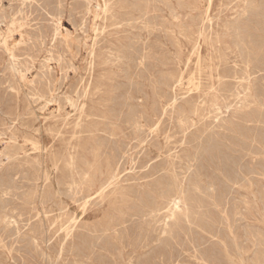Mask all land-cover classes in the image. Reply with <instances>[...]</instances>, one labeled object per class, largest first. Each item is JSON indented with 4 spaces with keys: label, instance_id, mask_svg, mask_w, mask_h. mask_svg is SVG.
Returning <instances> with one entry per match:
<instances>
[{
    "label": "rangeland",
    "instance_id": "obj_1",
    "mask_svg": "<svg viewBox=\"0 0 264 264\" xmlns=\"http://www.w3.org/2000/svg\"><path fill=\"white\" fill-rule=\"evenodd\" d=\"M60 1L61 0H47V1L42 0L41 2H39V7H38L34 4H32L30 6L27 3L25 5H23V4H21L22 0H8V1L7 0H0V6H1L0 8L3 11L4 15H6L7 18H9V17L14 18L19 23L21 21L22 22L24 21L23 23L21 22V24H23L24 31H26L28 33L29 37L25 36L23 38L25 45H26V48L24 51H22L18 54V59H19V61H22V62H20V66L22 68L28 69L27 76L29 78L35 80L37 83L41 82L42 85H43L44 81H50L51 79H53L50 81L51 85H52L51 89L53 91V94L55 93L54 95L55 96L57 95L56 96L57 98L60 97L59 98L60 101L61 100L63 101L64 95L73 96V98L76 100L77 95L78 96L81 95V91L83 90L82 88H85V86H86L85 89L87 90V84H86L87 83L86 82L87 81V64H88L87 45L90 43V39L94 38V32H92L93 31V24L92 23L94 22L93 21L94 19H93L92 15H90L89 17L87 16V17L83 18L84 0H66V1L62 0L63 2H60ZM111 1H113V2H111ZM117 1H119L121 3L117 2ZM117 1L116 0H110L112 6L120 14L118 16V20L116 21L119 23L118 29L116 32L113 31V32L109 33L108 35H106L105 40H104V41H106V43H105L106 47L107 46L113 47L111 56L108 57V60L106 61V63H102L100 58H99V60L98 59L96 60L95 70H94V73L90 79V82L92 83L93 87L91 90V96H90L91 102L89 103V109L93 111V112L91 111L92 113L96 114V116L94 118H91V119L94 120L95 122H97V125L95 126V128H93V131H71L72 127H69V126H72L73 117L65 119L66 117H64L63 115H61L59 117L52 116L50 111L41 110V107H42L41 105H37V104L30 102L29 100H26L25 96L27 95V92L23 93V95L21 97V101H20V103L22 105H20V108H19L20 110H17V108H15L16 103H15L14 96H13L14 92L10 91L6 88L9 85L10 86L12 85L11 87L15 86V85L13 86V84H16V82H17L16 77L12 76V71L10 70L9 63H7L8 61H6L7 58L0 56V79H1L0 90L2 91V92L0 91V94H1L0 95V107H1L0 108L1 109L0 110V159H1L0 160V163H1L0 164L1 165L0 166V199H1L0 200V244H1L0 245V254H3L0 256V264L1 263H5V264H20L21 263V264H23V262H24V264H116V263L117 264H145V263H147V264H156V263L157 264H162V263L163 264H177V263H179V264H193V260L191 259V255L193 253H191L192 249H191L190 243H193V244L195 243L194 245L197 246L196 248H197L198 252L202 251L199 254L204 256V257L206 256V258L209 259V262H210L209 264H211V263L217 264L216 262L218 261V263H219V260H221L219 264H229V263H225L227 261L224 259L223 254H221L222 248H221L220 244L218 242H216L215 238H211L209 236L211 232L214 234V236H217V235L219 237L221 236L220 238L225 240L228 248L232 249L231 252L233 253V255H235L234 242H235V244L238 245V247L247 249L248 250V252L246 254V256L248 258L247 264H255V262L257 260L264 259V249H263L264 248V240H263L264 239V233H263L264 232V186H263L264 185V180H263L264 179L263 178L264 177V166H263L264 165V157L261 156V155L264 156V142H263L264 141V115H263L264 114V110H263L264 109V103H263L264 102L263 101L264 100V78H263L264 77V55H263V53H264V46H263L264 45V43H263L264 42V32H263L264 31V21H263L264 20V14H263L264 13V9H263L264 8V0H259L260 2L258 0H253V1L251 0V3H250V0L249 1L248 0H245V1H243V0H236V1L235 0H183V1L182 0H180V1H178V0H165V2H164V0H160V1L159 0L158 1L157 0H150V1L149 0H132V1L131 0H127V1L126 0H122V1L117 0ZM128 1H129V3H127ZM133 1H134V3H133ZM42 2H44V3H42ZM64 3H65V5H64ZM91 3L93 6L95 5L94 0H92ZM116 3H118L119 5ZM182 3H184V4H182ZM147 4H149V6H147ZM159 4H161V5H159ZM178 4H181L185 8L181 7ZM46 5H48V6H46ZM20 6L21 7L24 6V7L20 8ZM245 6H247L248 8L247 7L245 8ZM138 7H139V9H137ZM148 7H149V9H148ZM187 7H189V8L187 9ZM11 8H14V9H11ZM143 8H144V10H143ZM155 8H157L158 10ZM250 8H251V10H250ZM61 9H63L64 12ZM189 9H191V10H189ZM257 9H259V10H257ZM141 10H143L145 12L143 13V11H141ZM14 12H16L17 15ZM20 12L22 15L20 14ZM170 12L171 13L173 12L172 13V16L174 15L173 17L171 16ZM8 13H10V14H8ZM12 13H13V15H12ZM152 13H154V14H152ZM248 13L250 16L248 15ZM254 13H256V14H254ZM77 14L80 16H78ZM188 14H190V16ZM58 15L61 16L62 28L65 29L68 27L67 30H69L70 32H73L74 36L76 38L75 40H73L72 47H70L69 50L65 49L63 46H61V44H58V43L56 44L57 46H55L54 48H51V46H52L51 45L52 44V37L51 36H53V32H54L53 27L55 25V19L59 17ZM74 15L76 17H74ZM122 15H123V17H122ZM152 15H154V16L152 17ZM238 15H240V16H238ZM133 16H135V17H133ZM26 17H27V19H26ZM130 17H132V18H130ZM24 18H25V20H24ZM36 18H37V20H35ZM217 18H218V20H217ZM258 18H260V19H258ZM20 19H23V20H20ZM173 19H174V21H173ZM78 20H79V22H78ZM84 20H85V22H83ZM163 21H165V22L162 23ZM201 21H202V23H201ZM214 21H215V23H214ZM245 21L249 24H247V23L245 24ZM253 21H254V23H253ZM50 22H53V23H50ZM234 22H235V24L236 23L237 24L235 25ZM66 23H68V24H66ZM128 23H129V25H128ZM157 23H159V24H157ZM205 23H207V24H205ZM97 24H99V21L97 22ZM174 24H175V26H174ZM231 24H232V26H231ZM257 24H258V26H257ZM143 25H145V26H143ZM35 26H37V27H35ZM148 26H150V27H148ZM188 27H189V29H188ZM196 27H199V28L196 29ZM219 27H220V29H218ZM238 27H240V28H238ZM246 27H247V29H246ZM51 28H53V29H51ZM82 28H83V30H82ZM175 28H177V29H175ZM35 29H36V31H35ZM239 29L241 31H238ZM261 29H263V30H261ZM112 30L113 29H108V32H110ZM165 30L167 31V33H164V32H166ZM235 30H236V32H234ZM178 31H179V33H182V34H179ZM260 32H262V33H260ZM248 33L253 35V36L251 37ZM48 34L51 38L48 36ZM240 34H242V35H240ZM40 35L42 36V38H39ZM193 35H195V36H193ZM164 36L166 39H164ZM260 36H262V37H260ZM134 37H136V38H134ZM174 37H176V38H174ZM217 37H218V40H217ZM181 38L183 40H181ZM233 38H236V39H233ZM114 39H116L117 42ZM188 39H189V41H188ZM243 39H246V42ZM255 39H257V41ZM88 40H89V43H88ZM213 41H217V42L214 43ZM126 42H128V44ZM40 43L42 45H40ZM151 43H155V44H151ZM45 44H47V45H45ZM82 44H84V45H82ZM130 44L132 45V47ZM175 44H177V45H175ZM233 44H234V46H233ZM126 45H127V47H126ZM195 45H196V47H195ZM198 45H199V47H198ZM240 45L243 47V49ZM41 46H42V48H41ZM178 46H179V48H178ZM60 47H62V48H60ZM143 47H144V49H143ZM158 47H159V49H158ZM194 47H195V49H194ZM27 48L28 49L30 48V49L28 50ZM118 48H120L121 51ZM235 48H236V50H235ZM259 48H260V50H259ZM165 49H167V50H165ZM185 49H186V51H185ZM196 50L199 51L200 56H201L199 61L197 60ZM53 51H54V53H53ZM102 51H106V50L104 49ZM128 51H129V53H127ZM130 51L132 52L131 55H130ZM78 52H79V54H78ZM141 52H142V54H140ZM144 52H146L145 55H144ZM21 53H23V54H21ZM133 53L135 56L133 55ZM244 53H247L248 56H247V54H244ZM44 54H46V55H44ZM50 54H53V56L50 57L49 56ZM150 54H151V56H150ZM241 54H242V56H241ZM222 55H224V56H222ZM32 56L34 59L32 58ZM126 56H127V58H126ZM59 57L62 59L60 60ZM112 57L114 58V60ZM174 57H175V59H174ZM221 57H223V58H221ZM258 57H260L259 58L260 60L256 59ZM252 58H254V59H252ZM47 59H48V61H47ZM64 59H66L68 62ZM152 59H154V60H152ZM221 59H223V60H221ZM246 59L249 61V82H250V86L252 88L251 94H252L253 99L249 98V101H250L249 107L247 109L246 108L242 109V112H240L241 115H240V113L236 114L233 119L230 117L226 121V124L224 125V127L220 129L221 132H223V133L225 132L224 134L227 135V138L230 137V138H228L229 141L224 143V144L223 143H213V142L207 143L208 142L207 138L206 139L203 138L202 139L203 141L201 142L202 144L199 145L200 147L198 146L197 150H195V148H192V150H194V151L190 150L191 151L190 152L189 151L190 146L192 144H193L192 146H194L195 143H193L192 138L187 135L188 136L187 142H189V143H187L186 146H184V148L186 150V151L184 150L185 152L180 150L178 145H175V147H177L176 153H178V156H180L182 158L181 163L183 164L182 167H179V165L177 164V167H176L177 172L176 171L175 172H176V174H178L177 178L181 182V184H183L182 186H183L184 190H186L185 192L187 193V195L185 193V196H186V200L188 202V206L191 209V211H193V212H194V210H192V209H195V211L197 210V208L195 207L196 204L197 205L200 204V206H201V208L199 209V214L201 216L199 215L197 222H196V220L193 221L194 223L192 222V224L190 225V230H189L188 226L186 227V225L184 223H181L179 225H175V222L169 221V223H168L169 226L167 227L169 230L166 228L168 233L162 234V230H163L162 223L160 221L156 222V221L149 219V218L144 216V211L146 210V205H149L150 203H152L151 200H153V198L160 199L161 196H163V195L165 196V194H167V192H166V189L164 188V186L168 185L170 182L168 180L169 175H165V174H162L160 172L155 173L156 171H158V168H159L158 165H155L154 168H152V169L150 168V172L148 175H146V176L142 175L146 169L144 167L142 168L138 165V159L141 156H143V154L146 152L147 149H151L153 152H155L154 156H152V155L150 156L152 158V161L149 162L148 165L153 164V162L159 163L158 159H163L167 155L166 151L163 149L162 150L163 153L160 155L159 158L157 157L158 152H156L155 148L158 147V144H157V142L153 141L152 138H150L151 136H149L147 139L148 145L146 147H148V148L146 150L144 148L142 149V146H138L135 143H133L134 149L132 150V152L134 154V156H133L134 161L131 163L129 162L130 164H126L124 166V168L126 169V171H125L126 177L123 179V181L121 183V187L123 188L124 193H128V194H126L128 196V198L121 199L120 197H117L116 195H113L111 193H109L108 197L105 198L104 200H99V199L89 200L87 198L88 195L93 194L97 190V188L99 187L100 180L102 179L101 174H99V173H100V171H103L105 160L109 156L111 151L118 154L117 146H116V145H118V143H120L119 147L123 151H126V148H127L126 145L129 144L127 142H129L130 138L132 139V137H133L131 125L133 124V122L135 120L138 119V116H140V114L142 112L141 107L139 105L145 104L148 107L153 106L154 108L158 109V107L161 103L165 104V103L169 102V100L171 98V92H170L169 88L180 77L182 78V80H181V83H182V86H181L182 90L181 91L182 92L181 93H186V91L188 92V91L194 90L196 86H198L202 90H205V88H207L211 84H215V87H216V86H218L217 85L218 82H217V77L215 75L216 71H214V70H217L219 72V74H221V75L224 74V75L233 76V72L231 71V69L234 68L233 65L236 63V64H238V67H242V64L239 61L240 60L245 61ZM29 60L30 61L32 60V61L30 62ZM63 61H65V62H63ZM134 61H136V62H134ZM150 61H152V62L150 63ZM162 61H163V63H162ZM164 61H166V62H164ZM3 62L5 64H3ZM69 62H71V63H69ZM167 62H169V63H167ZM187 62H188V64H187ZM251 62H254V63L251 64ZM111 63H113V64H111ZM115 63L117 66L114 65ZM125 63H127V64H125ZM140 64H142V65H140ZM46 65H49V66H46ZM51 65H53V66L56 65V66L53 67ZM58 65H59V67H58ZM73 65H74V67H73ZM119 65L120 66L122 65V66L119 67ZM173 65H174V67H173ZM60 66H61V68H60ZM30 67H31V69H30ZM126 67H129V68H126ZM259 67L260 68L263 67V69L262 68L259 69ZM75 68H77V69H75ZM4 69H6V70H4ZM47 69H49V70H47ZM54 69H55V71H54ZM2 70H3V72H2ZM204 70H205V72H204ZM70 71L71 72L74 71V72L71 73ZM106 71H108V72H106ZM125 71H127V72H125ZM208 71H209V73H208ZM62 72H63V74H62ZM102 72H103V74H102ZM120 72H121V74H120ZM34 73H35V75H34ZM123 73H124V75H123ZM240 73H242V72H240L239 69H237L236 77L243 78V74H240ZM136 74H138V75H136ZM50 75H51V77H50ZM33 76H34V78H33ZM39 77H40V79H39ZM149 77H150V79H149ZM151 77H152V79H151ZM167 77L170 78L171 80L168 79ZM124 78H127V79H124ZM58 79L60 81H58ZM65 79H66V81H65ZM140 79H142V80H140ZM187 79H188V81H187ZM231 79H233V78H231ZM75 80L78 82H76ZM131 80H133L132 83H131ZM148 81H149V83H148ZM81 82H82V84H81ZM56 83H57V86L55 85ZM115 83H117V85H115ZM158 83H160V84H158ZM257 83H259V84H257ZM81 85H83V86H81ZM104 85H105V88H104ZM125 85H127V87ZM140 85H142V87ZM156 85H157V87H156ZM58 86H59V89L57 88ZM113 86H114V88H113ZM73 87L74 88L76 87V88L74 89ZM115 87H117V88H115ZM149 87H152V89ZM118 88L119 89L123 88V89L121 91V89L119 90ZM138 88H140V89H138ZM134 89H135V91H134ZM149 89L152 91H150ZM260 89L263 91H261ZM96 90H97V92H96ZM56 92H58V93H56ZM104 93H105V95H104ZM137 93H138V95H137ZM143 93L145 95H143ZM116 94H117V97H116ZM126 94H128V95L125 96ZM262 94H263V96H262ZM7 95H8V97H7ZM113 95H114V97H113ZM122 95H124L125 97L124 96L122 97ZM102 98L105 101H102L103 100ZM118 100H119V102H118ZM121 100L123 102H121ZM85 102H87V98L85 99ZM236 102H238V101H236L235 98H230L229 100H227L225 102H220L219 105L220 106H227V104H228V106H231V110H234L238 106V103H236ZM2 103H4V104H2ZM29 103H30V105H29ZM66 105L64 106L65 111L67 110L66 112H69L70 115H72L73 112H71V109L69 108V106L68 105L66 106ZM117 105H118L117 108L119 110L116 108ZM124 105H129V107L124 106ZM2 106H3V108H2ZM36 106H37V108H36ZM99 106H101L104 110ZM121 106H123V107H121ZM26 108H28V109L26 110ZM30 108H32V109H30ZM4 109L7 111H5ZM52 109L53 108H51V110ZM111 109H113V110H111ZM110 110H111V112H109ZM133 110H134L135 114L134 113L132 114ZM116 111L118 112V116H117ZM247 111H248V114H247ZM16 112L19 113L17 115V118H16V114H17ZM121 112H123L122 113V115L124 114L123 116L121 115ZM221 113H222L221 117L218 116L217 114L211 113L210 115H207V116H209V119L207 118V120L205 119L204 121L207 123V122L212 121L216 117L217 118L220 117L218 119H221V118H225V116H228L227 114H225L224 107L221 109ZM260 113L262 116L260 115ZM44 114H46V115H44ZM113 114H114V116H112ZM249 115H250V117H249ZM252 116H253V118H252ZM49 117H50V119H49ZM105 117H107V118L105 119ZM243 117H244V120L245 119L247 120V117L249 118L248 124L244 123ZM14 118H15V120H14ZM112 118H114V119H112ZM241 118H242V120H241ZM256 118L258 121L256 120ZM51 119H53V121H51ZM118 119H119V121H118ZM33 120H34V122L35 121L36 122L34 123ZM14 121H16V122H14ZM63 122H65V123L63 124ZM237 124H240L241 127ZM257 124L260 126H258ZM54 125L59 130L58 131L59 133L57 131H46V129L48 130L49 128H53ZM66 125H69V126L66 127ZM9 126L11 129H9ZM234 127L236 129H234ZM39 128H40V130H39ZM118 128H119V130H118ZM258 130L260 131V133ZM186 132L189 134L191 131H189V132L186 131ZM208 132L209 131H205L204 135H207ZM92 133H94V134H92ZM56 134H58V135H56ZM166 134L170 136L168 141H170L171 144L175 140H178L179 138H181V132L180 131H174L173 129L171 131H166V130L162 131L160 133V136H159V141H160V143H162V145H164V143H165L164 142L165 141L164 136ZM232 134L235 136H232ZM78 135H80V136H78ZM91 135H93V136H91ZM144 135L148 136L146 131H145ZM144 135H143V137H145ZM246 135H248L247 138H246ZM250 136H252L253 138ZM72 137H73V139H71ZM255 137L257 138L256 140H255ZM11 138H13V139H11ZM107 138L109 139L108 141H107ZM68 140H70V141H68ZM204 140H206V141H204ZM1 141H3V142L1 143ZM8 141H10V142H8ZM51 141H53V142H51ZM103 142L105 143V145ZM30 143H31V146L33 145L32 147H34L36 150L29 145ZM93 143H95V145H93ZM101 143H103V145ZM106 145L108 148L106 147ZM219 145H221V146H219ZM172 146L173 145H171L170 147H172ZM207 146H209V147H207ZM3 148L5 149V151ZM238 148H240V149H238ZM14 149H17L20 152L21 156L22 155L25 156V154H27L26 158L28 160L25 158L24 161H22L21 163L10 165V163L7 162L5 157L7 156V154L9 152L11 153ZM75 149H76V151H75ZM95 149L100 150V153L98 152V150H95ZM114 149L116 151H114ZM212 149L214 150V153H213ZM224 149H226V150H224ZM236 149L238 151H236ZM205 150L206 151L208 150L209 152L208 151L206 152ZM102 151H104V152H102ZM172 151H174V150H172ZM259 151H261V153ZM29 152H31V153H29ZM93 152L94 153L96 152L95 154L97 156ZM186 152H188V153H186ZM194 152H197L199 155V156L197 155L195 161L192 160V156L194 155ZM219 152L224 154V156H222V154H220ZM254 152H255V154H254ZM225 153H227L229 155H227V154L225 155ZM102 154L104 157L102 156ZM200 154L201 155L203 154L204 156L203 155L201 156ZM81 156L83 157V159L81 158ZM84 156H85V158H84ZM138 156H140V157H138ZM229 156H232L233 158L229 157ZM50 157H53V158H50ZM94 157H95V159H92ZM257 157H258V159H257ZM198 158H201L200 159L201 162L199 161ZM223 158H224V160H223ZM232 160L233 161L235 160V161L232 163L231 162ZM246 160H248V161H246ZM101 161L103 163H101ZM197 161H199V162H197ZM38 162H39V165H38ZM203 162H204V164H203ZM209 162H210V164H209ZM254 162L258 163V164H255ZM133 163H134V165H133ZM245 163H246V165H245ZM65 164H67V165H65ZM198 164H200V165H198ZM236 164L238 166H236ZM98 165H100V166H98ZM95 166L97 167V169ZM244 166H246V167H244ZM257 166H258V168H257ZM35 167H36V169H35ZM79 167H81V168H79ZM3 168H5V169H3ZM186 168H187V170H186ZM239 168H241L242 171L248 173V176L250 177L249 182L251 184L248 185V192H249L248 193L249 194L248 200H249L250 205H249V212L246 213V220L245 221L241 220V219L238 220L236 218V220L234 222L235 226L236 225H239V226L235 227L233 225V236H234V240H233L232 238H229L227 236V232L225 231V229H223V226L220 225L221 215H220L219 211H215L213 209V207L210 205V203H208L210 201L209 200V197H210L209 192L210 191L205 189V188H208L209 185H211V184L215 185V187L217 188V189L215 188L217 190L216 195L218 193V195L220 196V193H224V191L226 190V187L228 186V185L226 186L225 179L235 180L236 177L239 178V175L237 176ZM247 168H250V169H248L249 171L247 170ZM12 169H14L15 171ZM24 169H26V170H24ZM68 169L70 170V172ZM79 169H81L83 171H80ZM227 169H230V170H227ZM233 169H234V171H232ZM262 169H263V171H261ZM212 170L214 171L215 175L213 174ZM133 171H135V172H133ZM43 172H44V174H43ZM249 172H250V174H249ZM24 174H26L27 176ZM36 174H37V176H36ZM72 174H74V175H72ZM192 174L194 176H192ZM226 174H227V176H226ZM130 175H132V176H130ZM44 176H45V178H44ZM65 176L67 179L65 178ZM77 176H78V178H77ZM216 176H218V177H216ZM3 177L5 178V180ZM73 177H75V178L72 179ZM93 177L95 178V181L93 184H91L89 182V179H92ZM219 178H221L220 182L218 181ZM31 179L34 181H32ZM63 179H65V180H63ZM82 179H85L86 184L84 183V180H82ZM213 179H214V181H213ZM216 181H218V182H216ZM223 181H224V183H223ZM6 182H8V183H6ZM210 182H212V183H210ZM62 183H64V184H62ZM88 183H89V185H88ZM157 184L159 186H157ZM10 185H12V186H10ZM59 186L62 188V190ZM70 186H72V187H70ZM78 186H80V188H78ZM36 187H38V188H36ZM220 187L223 189H221ZM255 187H257V189ZM11 188H13V189H11ZM29 188H31V189H29ZM136 188H137V190H136ZM202 188H204V189H202ZM23 189H25V190H23ZM43 189H44V192L46 190L48 192L46 191L44 193L42 191ZM65 189H66V191H65ZM75 189L77 192L75 191ZM50 190L53 191V193H51ZM73 190H74V192H73ZM81 190L82 191L84 190V191L82 192ZM195 190H197V191H195ZM227 191H228V188H227ZM233 191H235V193H233L231 196H229V197H232V198H230V201H229L230 205L231 206H234V205L239 206L240 200H241L242 196L244 195L243 191L237 190V189L231 190V192H233ZM14 192H15V194H14ZM32 192L34 193L33 195H32ZM55 192H57V193H55ZM80 192H81V194H80ZM144 192H145V194H144ZM40 193H42V194L40 195ZM146 193H148V194H146ZM63 194H64V196H63ZM79 194L81 195V197ZM139 194H140V196H139ZM27 195H28V197H27ZM51 195H53V196H51ZM51 197H53V198H51ZM54 197H56V198H54ZM82 197H84V198L82 199ZM200 197H201V199H200ZM31 198H32V200H31ZM202 198H204L205 200ZM206 198H207V202H206ZM46 199H47V201H46ZM58 199H60V200L58 201ZM140 199H142L143 202H141ZM3 200H5V201H3ZM22 200L23 201L27 200V202L25 203ZM171 200L172 199L168 200L166 204H161V208L163 209L164 207H170L172 205ZM14 201L17 203H15ZM40 201H42V202H40ZM57 201H58V205H57ZM9 202H12V203H9ZM51 202H54L55 204L51 203ZM130 202H132V203H130ZM7 203H9V204H7ZM97 203H99V204H97ZM233 203H234V205H233ZM135 204H136V206H135ZM221 204H223V202ZM62 205H63V207H62ZM11 207H13V208H11ZM193 207H195V208H193ZM224 208L225 207L223 205H221L219 210H223ZM2 209H3V211H2ZM17 209H20V210L17 211ZM83 209H84V211H83ZM48 210H49V212H47ZM1 211L3 212V214L1 213ZM242 211L244 212L243 209H242ZM16 212H17V214H15ZM27 212H29V213H27ZM69 212H70V215H69ZM136 212H139V213H136ZM161 212H163V210ZM54 213H55V215H54ZM60 213H62L64 216L61 214L62 215V217H61ZM50 214H53V215H50ZM65 215H67V217ZM131 215H133V216H131ZM36 217H39V219ZM51 217H53V218H51ZM126 217H128V218H126ZM25 218H26V220H25ZM15 219L16 220L18 219V220L16 221ZM34 219H36L35 220L36 222L34 221ZM3 221H4V223H1ZM60 222H61V224H60ZM137 222H139V223H137ZM172 222H173V224H172ZM41 223L43 224V227H42ZM13 224L16 227H14ZM33 224H35L36 226ZM51 225H53L54 227ZM50 226H51V228H50ZM56 226H57V228H56ZM68 226H70V227H68ZM135 226H136V228H135ZM138 226H139V228H138ZM182 226H183V228H182ZM256 226H257V228H256ZM147 227H148V229H147ZM16 228H17V230H16ZM38 228H39V230H38ZM64 228H65V230H64ZM123 228H124V230H123ZM4 229H5V231H4ZM8 229H9V231H8ZM62 229H63V231H62ZM76 229H78V230H76ZM51 230L55 231V233L51 232ZM66 230L68 232H70L69 233L70 235L65 239L66 240L65 241L64 236L67 233ZM171 230L172 231L177 230V231H174V233H173ZM191 230H193V231H191ZM247 230H248V232H247ZM60 231H61V233H59ZM179 231L181 232V234ZM219 231H220V233H219ZM221 231H223V232H221ZM10 232H12V233H10ZM42 232L45 236L42 234ZM199 232L201 235L198 234ZM30 233H31V235H30ZM105 233H107V234L105 235ZM178 233L180 236L178 235ZM186 233H188V234H186ZM202 233H204V234H202ZM219 234H221V235H219ZM254 234H257V235H254ZM50 235H53V236H50ZM101 236H102V238H101ZM141 236H142V238H141ZM201 236H203V237H201ZM22 237H23V239H21ZM165 237H167V239ZM43 238L45 239V243L43 241L44 240ZM126 238H127V240H126ZM41 239H43V240H41ZM17 240H19V241H17ZM210 240L213 241L214 246ZM125 241H126V243H125ZM71 242H72V244H71ZM97 242L99 244H97ZM181 242H182V244H181ZM209 242H210V244H209ZM256 242H258V243H256ZM47 243H48V245H47ZM158 243H160V244H158ZM172 243L174 244L173 246H172ZM43 244H44V246H43ZM62 244H64V251L63 252H65V251L66 252L62 254L60 259H57L58 253H59V248L61 247ZM164 245H165V247H164ZM206 245L208 248L206 247ZM99 246L101 248H98ZM229 246H231V247H229ZM244 246H246V247H244ZM204 247L206 248V250ZM209 247H210V249H209ZM3 248H4V250H3ZM32 248H34V249H32ZM94 248H95V250H94ZM165 248H167V249H165ZM173 248H174V250H173ZM115 249H116V251H115ZM175 249H176V251H175ZM25 250H26V252H25ZM111 250H112V252H111ZM170 250H172V251H170ZM175 252H177V254ZM145 254H147V255L149 254L148 257ZM43 257H45V258H43ZM141 257H144V259L143 258L141 259ZM163 257H164V259H163ZM42 258H43V260H42ZM158 258L162 259V261H160ZM166 258H168V260ZM178 258H180V259H178ZM147 260H149V261H147ZM213 260H215V261H213ZM168 261L169 262L171 261V263H169Z\"/></svg>",
    "mask_w": 264,
    "mask_h": 264
},
{
    "label": "bare ground",
    "instance_id": "obj_2",
    "mask_svg": "<svg viewBox=\"0 0 264 264\" xmlns=\"http://www.w3.org/2000/svg\"><path fill=\"white\" fill-rule=\"evenodd\" d=\"M8 1V0H7ZM42 0H22V3L21 4H23V5H25L26 3L27 4H29L30 6L32 5V4H34V5H36V6H38L39 7V2H41ZM47 1V0H46ZM63 1H66V0H63ZM62 0L60 1V2H63ZM95 1V5L93 6L92 5V0H84V10H83V18H85V17H89L90 15H92L93 16V31L92 32H94V38L93 39H90V43H89V40H88V45H87V59H88V64H87V90L85 89L86 88V86H85V88H82L83 90L81 91V95L80 96H78L77 95V98H76V100L73 98V96H70V95H64V98H63V101L61 102L60 100H59V98H57L54 94H53V91H52V89H51V80H53V79H51L50 81H44V83H43V85L41 84V82H39V83H37L35 80H33V79H31V78H29L28 76H27V73H28V69L27 68H22L21 66H20V62H22V61H19V59H18V54L20 53V52H22V51H24L25 50V48H26V45H25V42H24V37L25 36H27V37H29L28 36V33L26 32V31H24V28H23V24H21V22L19 23L16 19H14V18H7L6 17V15H4V13H3V11L1 10V8H0V56H3V57H6L7 58V60L6 61H8L7 63H9V67H10V70L12 71V76H14V77H16V84H13V86L14 87H11L10 85L8 86V87H6L8 90H10V91H13L14 92V100H15V103H16V107L15 108H17V110H20L19 108H20V105H22L21 103H20V101H21V97H22V95H23V93L24 92H27V95L25 96L26 97V100H29L30 102H32V103H34V104H37V105H41L42 107H41V110H43V111H50V113H51V115L52 116H54V117H59V116H61V115H63L64 117H66L65 119H68V118H72L73 117V122H72V126H69V125H66V127L67 126H69V127H72L71 128V131H93V128H95V126L97 125V122H95L94 120H92L91 118H94L95 116H96V114H94V113H92L93 111L92 110H90L89 109V103L91 102V98H90V96H91V90H92V83L90 82V79H91V77H92V75H93V73H94V70H95V63H96V60L98 59L99 60V58L101 59V61H102V63H106V61L108 60V57L109 56H111V53H112V46H105V43H106V41H104L105 40V37H106V35H108L109 33H111V32H116L117 31V29H118V25H119V23L118 22H116L117 20H118V16L120 15L117 11H116V9L112 6V4H111V2H113V1H111L110 2V0H94ZM117 1V0H116ZM122 1V0H121ZM127 1V0H126ZM132 1V0H131ZM150 1V0H149ZM158 1V0H157ZM160 1V0H159ZM178 1H180V0H178ZM183 1V0H182ZM236 1V0H235ZM243 1H245V0H243ZM249 1V0H248ZM247 1V2H248ZM253 1V0H252ZM259 1V0H258ZM11 2V1H10ZM15 2V1H14ZM71 2V1H70ZM117 2H119V1H117ZM164 2H165V0H164ZM169 2V1H168ZM260 2V1H259ZM42 3H44V2H42ZM119 3H121V2H119ZM127 3H129V1L127 2ZM133 3H134V1H133ZM137 3V2H136ZM143 3V2H142ZM148 3V2H147ZM155 3V2H154ZM171 3V2H170ZM250 3H251V0H250ZM51 4V3H50ZM49 4V5H50ZM116 4H118V3H116ZM152 4V3H151ZM165 4V3H164ZM172 4V3H171ZM170 4V5H171ZM182 4H184V3H182ZM244 4V3H243ZM58 5V4H57ZM64 5H65V3H64ZM119 5V4H118ZM130 5V4H129ZM136 5V4H135ZM155 5V4H154ZM159 5H161V4H159ZM178 5H180L181 7H183L181 4H178ZM229 5V4H228ZM232 5V4H231ZM253 5V4H252ZM12 6V5H11ZM16 6V5H15ZM46 6H48V5H46ZM51 6V5H50ZM78 6V5H77ZM147 6H149V4H147ZM164 6V5H163ZM1 7V6H0ZM22 7H24V6H22ZM21 6H20V8H22ZM62 7V6H61ZM69 7V6H68ZM76 7V6H75ZM117 7V6H116ZM121 7V6H120ZM135 7V6H134ZM158 7V6H157ZM192 7V6H191ZM247 6H245V8H246ZM19 8V7H18ZM17 8V9H18ZM66 8V7H65ZM147 8V7H146ZM183 8H185V7H183ZM182 8V9H183ZM189 7H187V9H188ZM225 8V7H224ZM248 8V7H247ZM5 9V8H4ZM11 9H14V8H11ZM49 9V8H48ZM56 9V8H55ZM72 9V8H71ZM137 9H139V7L137 8ZM148 9H149V7H148ZM153 9V8H152ZM155 9H157V8H155ZM174 9V8H173ZM262 9V8H261ZM260 9V10H261ZM264 9V8H263ZM21 10V9H20ZM19 10V11H20ZM30 10V9H29ZM35 10V9H34ZM61 10H63V9H61ZM81 10V9H80ZM135 10V9H134ZM143 10H144V8H143ZM143 10H141V11H143ZM158 10V9H157ZM161 10V9H160ZM176 10V9H175ZM189 10H191V9H189ZM250 10H251V8H250ZM257 10H259V9H257ZM5 11V10H4ZM12 11V10H11ZM38 11V10H37ZM56 11V10H55ZM123 11V10H122ZM121 11V12H122ZM172 11V10H171ZM174 11V10H173ZM207 11V10H206ZM241 11V10H240ZM256 11V10H255ZM18 12V11H17ZM29 12V11H28ZM27 12V13H28ZM49 12V11H48ZM63 12H64V10H63ZM73 12V11H72ZM145 11H143V13H144ZM161 12V11H160ZM177 12V11H176ZM181 12V11H180ZM220 12V11H219ZM243 12V11H242ZM259 12V11H258ZM15 14H16V12H14ZM26 13V12H25ZM31 13V12H30ZM78 13V12H77ZM80 13V12H79ZM139 13V12H138ZM163 13V12H162ZM171 13V12H170ZM173 13V12H172ZM172 13H171V16H172ZM252 13V12H251ZM8 14H10V13H8ZM20 14H21V12H20ZM24 14V13H23ZM36 14V13H35ZM59 14V13H58ZM74 14V13H73ZM124 14V13H123ZM149 14V13H148ZM152 14H154V13H152ZM164 14V13H163ZM254 14H256V13H254ZM262 14V13H261ZM264 14V13H263ZM262 14V15H263ZM12 15H13V13H12ZM17 15V14H16ZM15 15V16H16ZM22 15V14H21ZM56 15V14H55ZM76 15V14H75ZM74 15V17H76ZM78 15V14H77ZM144 15V14H143ZM150 15V14H149ZM160 15V14H159ZM169 15V14H168ZM185 15V14H184ZM189 16H190V14H188ZM244 15V14H243ZM248 15H249V13H248ZM24 16V15H23ZM30 16V15H29ZM28 16V17H29ZM39 16V15H38ZM59 17L58 18H56L55 19V25H54V32H53V36H51L52 37V46H51V48H54L55 46H57L56 44L58 43V44H61V46H63L65 49H68L69 50V48L70 47H72V43H73V40H75L76 38H75V36H74V33L73 32H70L69 30H67V28H65V29H63L62 28V26H61V22H62V20H61V16L60 15H58ZM63 16V15H62ZM68 16V15H67ZM70 16V15H69ZM78 16H80V15H78ZM141 16V15H140ZM151 16V15H150ZM149 16V17H150ZM154 15H152V17H153ZM174 16V15H173ZM172 16V17H173ZM238 16H240V15H238ZM242 16V15H241ZM250 16V15H249ZM252 16V15H251ZM257 16V15H256ZM35 17V16H34ZM49 17V16H48ZM122 17H123V15H122ZM133 17H135V16H133ZM139 17V16H138ZM157 17V16H156ZM185 17V16H184ZM243 17V16H242ZM18 18V17H17ZM50 18V17H49ZM70 18V17H69ZM125 18V17H124ZM130 18H132V17H130ZM137 18V17H136ZM169 18V17H168ZM240 18V17H239ZM19 19V18H18ZM26 19H27V17H26ZM89 19V18H88ZM146 19V18H145ZM149 19V18H148ZM243 19V18H242ZM258 19H260V18H258ZM20 20H23V19H20ZM24 20H25V18H24ZM35 20H37V18L35 19ZM42 20V19H41ZM75 20V19H74ZM127 20V19H126ZM134 20V19H133ZM141 20V19H140ZM156 20V19H155ZM201 20V19H200ZM217 20H218V18H217ZM250 20V19H249ZM43 21V20H42ZM72 21V20H71ZM99 21V24H97V22ZM161 21V20H160ZM173 21H174V19H173ZM227 21V20H226ZM232 21V20H231ZM262 21V20H261ZM264 21V20H263ZM24 22V21H23ZM22 22V23H23ZM26 22V21H25ZM70 22V21H69ZM78 22H79V20H78ZM83 22H85V20L83 21ZM122 22V21H121ZM165 21H163L162 23H164ZM168 22V21H167ZM172 22V21H171ZM198 22V21H197ZM224 22V21H223ZM233 22V21H232ZM240 22V21H239ZM259 22V21H258ZM29 23V22H28ZM47 23V22H46ZM50 23H53V22H50ZM81 23V22H80ZM140 23V22H139ZM174 23V22H173ZM201 23H202V21H201ZM214 23H215V21H214ZM213 23V24H214ZM242 23V22H241ZM247 22L245 21V24H246ZM253 23H254V21H253ZM32 24V23H31ZM45 24V23H44ZM63 24V23H62ZM66 24H68V23H66ZM78 24V23H77ZM88 24V23H87ZM135 24V23H134ZM154 24V23H153ZM152 24V25H153ZM157 24H159V23H157ZM205 24H207V23H205ZM224 24V23H223ZM227 24V23H226ZM234 24H235V22H234ZM237 24V23H236ZM235 24V25H236ZM247 24H249V23H247ZM76 25V24H75ZM74 25V26H75ZM80 25V24H79ZM123 25V24H122ZM125 25V24H124ZM128 25H129V23H128ZM136 25V24H135ZM155 25V24H154ZM180 25V24H179ZM228 25V24H227ZM31 26V25H30ZM33 26V25H32ZM39 26V25H38ZM70 26V25H69ZM86 26V25H85ZM88 26V25H87ZM143 26H145V25H143ZM151 26V25H150ZM150 26H148V27H150ZM174 26H175V24H174ZM206 26V25H205ZM208 26V25H207ZM210 26V25H209ZM231 26H232V24H231ZM234 26V25H233ZM252 26V25H251ZM257 26H258V24H257ZM26 27V26H25ZM28 27V26H27ZM35 27H37V26H35ZM51 27V26H50ZM79 27V26H78ZM91 27V26H90ZM121 27V26H120ZM214 27V26H213ZM216 27V26H215ZM224 27V26H223ZM241 27V26H240ZM240 27H238V28H240ZM39 28V27H38ZM44 28V27H43ZM53 28H51V29H53ZM89 28V27H88ZM138 28V27H137ZM140 28V27H139ZM158 28V27H157ZM179 28V27H178ZM197 28H199V27H196V29ZM211 28V27H210ZM64 31H63V30ZM108 29H113L112 31H110V32H108ZM131 29V28H130ZM149 29V28H148ZM166 29V28H165ZM170 29V28H169ZM175 29H177V28H175ZM188 29H189V27H188ZM218 29H220V27L218 28ZM222 29V28H221ZM233 29V28H232ZM246 29H247V27H246ZM259 29V28H258ZM29 30V29H28ZM48 30V29H47ZM82 30H83V28H82ZM155 30V29H154ZM153 30V31H154ZM159 30V29H158ZM157 30V31H158ZM181 30V29H180ZM206 30V29H205ZM231 30V29H230ZM243 30V29H242ZM255 30V29H254ZM257 30V29H256ZM261 30H263V29H261ZM34 31V30H33ZM35 31H36V29H35ZM40 31V30H39ZM76 31V30H75ZM133 31V30H132ZM131 31V32H132ZM144 31V30H143ZM142 31V32H143ZM166 31V30H165ZM177 31V30H176ZM189 31V30H188ZM238 31H241L240 29L238 30ZM247 31V30H246ZM77 32V31H76ZM81 32V31H80ZM173 32V31H172ZM182 32V31H181ZM232 32V31H231ZM234 32H236V30L234 31ZM245 32V31H244ZM264 32V31H263ZM35 33V32H34ZM42 33V32H41ZM40 33V34H41ZM50 33V32H49ZM141 33V32H140ZM144 33V32H143ZM149 33V32H148ZM161 33V32H160ZM164 33H167V31L166 32H164ZM178 33H179V31H178ZM213 33V32H212ZM233 33V32H232ZM246 33V32H245ZM260 33H262V32H260ZM113 34V33H112ZM111 34V35H112ZM133 34V33H132ZM146 34V33H145ZM150 34V33H149ZM172 34V33H171ZM179 34H182V33H179ZM185 34V33H184ZM199 34V33H198ZM234 34V33H233ZM249 34V33H248ZM259 34V33H258ZM47 35V34H46ZM135 35V34H134ZM137 35V34H136ZM143 35V34H142ZM153 35V34H152ZM161 35V34H160ZM159 35V36H160ZM166 35V34H165ZM168 35V34H167ZM236 35V34H235ZM240 35H242V34H240ZM251 37L253 36V35H251V34H249ZM44 36V35H43ZM48 36H49V34H48ZM117 36V35H116ZM140 36V35H139ZM173 36V35H172ZM180 36V35H179ZM193 36H195V35H193ZM36 37V36H35ZM50 37V36H49ZM50 37V38H51ZM149 37V36H148ZM163 37V36H162ZM186 37V36H185ZM200 37V36H199ZM198 37V38H199ZM223 37V36H222ZM248 37V36H247ZM256 37V36H255ZM260 37H262V36H260ZM39 38H42V36L40 35V37ZM109 38V37H108ZM134 38H136V37H134ZM133 38V39H134ZM141 38V37H140ZM159 38V37H158ZM174 38H176V37H174ZM190 38V37H189ZM192 38V37H191ZM239 38V37H238ZM31 39V38H30ZM35 39V38H34ZM164 39H166L165 38V36H164ZM163 39V40H164ZM233 39H236V38H233ZM252 39V38H251ZM254 39V38H253ZM28 40V39H27ZM39 40V39H38ZM46 40V39H45ZM81 40V39H80ZM115 41H116V39H114ZM140 40V39H139ZM145 40V39H144ZM156 40V39H155ZM181 40H183L182 38H181ZM217 40H218V37H217ZM243 40H245V42H246V39H243ZM256 41H257V39H255ZM259 40V39H258ZM51 41V40H50ZM114 41V42H115ZM136 41V40H135ZM146 41V40H145ZM154 41V40H153ZM185 41V40H184ZM188 41H189V39H188ZM191 41V40H190ZM194 41V40H193ZM198 41V40H197ZM211 41V40H210ZM242 41V40H241ZM32 42V41H31ZM35 42V41H34ZM80 42V41H79ZM104 42V43H103ZM117 42V41H116ZM141 42V41H140ZM214 43L215 42H217V41H213ZM233 42V41H232ZM248 42V41H247ZM254 42V41H253ZM259 42V41H258ZM262 42V41H261ZM127 44H128V42H126ZM170 43V42H169ZM194 43V42H193ZM256 43V42H255ZM264 43V42H263ZM49 44V43H48ZM80 44V43H79ZM104 44V45H103ZM111 44V43H110ZM118 44V43H117ZM138 44V43H137ZM146 44V43H145ZM148 44V43H147ZM151 44H155V43H151ZM186 44V43H185ZM241 44V43H240ZM247 44V43H246ZM259 44V43H258ZM262 44V43H261ZM38 45V44H37ZM40 45H42L41 43H40ZM44 45V44H43ZM45 45H47V44H45ZM82 45H84V44H82ZM131 45V44H130ZM149 45V44H148ZM175 45H177V44H175ZM189 45V44H188ZM194 45V44H193ZM236 45V44H235ZM238 45V44H237ZM243 45V44H242ZM34 46V45H33ZM75 46V45H74ZM141 46V45H140ZM144 46V45H143ZM156 46V45H155ZM154 46V47H155ZM158 46V45H157ZM163 46V45H162ZM183 46V45H182ZM233 46H234V44H233ZM241 46V45H240ZM261 46V45H260ZM264 46V45H263ZM38 47V46H37ZM44 47V46H43ZM126 47H127V45H126ZM131 47H132V45H131ZM130 47V48H131ZM142 47V46H141ZM145 47V46H144ZM144 47H143V49H144ZM193 47V46H192ZM195 47H196V45H195ZM195 47H194V49H195ZM198 47H199V45H198ZM242 47V46H241ZM257 47V46H256ZM41 48H42V46H41ZM47 48V47H46ZM50 48V49H51ZM60 48H62V47H60ZM122 48V47H121ZM157 48V47H156ZM161 48V47H160ZM178 48H179V46H178ZM237 48V47H236ZM236 48H235V50H236ZM240 48V47H239ZM258 48V47H257ZM28 49V48H27ZM30 49V48H29ZM28 49V50H29ZM33 49V48H32ZM40 49V48H39ZM78 49V48H77ZM106 50V51H102V50ZM116 49V48H115ZM118 49H120V48H118ZM128 49V48H127ZM158 49H159V47H158ZM173 49V48H172ZM197 49V48H196ZM242 49H243V47H242ZM245 49V48H244ZM34 50V49H33ZM42 50V49H41ZM44 50V49H43ZM61 50V49H60ZM124 50V49H123ZM141 50V49H140ZM165 50H167V49H165ZM191 50V49H190ZM240 50V49H239ZM247 50V49H246ZM252 50V49H251ZM259 50H260V48H259ZM51 51V50H50ZM57 51V50H56ZM120 51H121V49H120ZM119 51V52H120ZM181 51V50H180ZM185 51H186V49H185ZM27 52V51H26ZM33 52V51H32ZM85 52V51H84ZM138 52V51H137ZM215 52V51H214ZM241 52V51H240ZM250 52V51H249ZM46 53V52H45ZM53 53H54V51H53ZM57 53V52H56ZM61 53V52H60ZM66 53V52H65ZM68 53V52H67ZM75 53V52H74ZM122 53V52H121ZM126 53V52H125ZM127 53H129V51L127 52ZM131 51H130V55H131ZM145 53L146 52H144V55H145ZM154 53V52H153ZM152 53V54H153ZM177 53V52H176ZM217 53V52H216ZM230 53V52H229ZM21 54H23V53H21ZM28 54V53H27ZM58 54V53H57ZM56 54V55H57ZM78 54H79V52H78ZM140 54H142V52L140 53ZM149 54V53H148ZM243 54V53H242ZM242 54H241V56H242ZM244 54H247V53H244ZM252 54V53H251ZM31 55V54H30ZM44 55H46V54H44ZM117 55V54H116ZM120 55V54H119ZM122 55V54H121ZM133 55H134V53H133ZM156 55V54H155ZM253 55V54H252ZM261 55V54H260ZM263 55H264V53H263ZM29 56V55H28ZM39 56V55H38ZM50 57L51 56H53V54H50L49 55ZM123 56V55H122ZM135 56V55H134ZM142 56V55H141ZM150 56H151V54H150ZM162 56V55H161ZM193 56V55H192ZM196 56H197V60L199 61L200 60V53H199V51L198 50H196ZM219 56V55H218ZM217 56V57H218ZM221 56V55H220ZM222 56H224V55H222ZM227 56V55H226ZM247 56H248V54H247ZM61 57V56H60ZM59 57V58H60ZM77 57V56H76ZM147 57V56H146ZM156 57V56H155ZM229 57V56H228ZM232 57V56H231ZM253 57V56H252ZM31 58V57H30ZM32 58H33V56H32ZM36 58V57H35ZM58 58V57H57ZM113 58V57H112ZM126 58H127V56H126ZM158 58V57H157ZM156 58V59H157ZM221 58H223V57H221ZM225 58V57H224ZM236 58V57H235ZM260 57H258V58H256V59H259ZM2 59V58H1ZM34 59V58H33ZM45 59V58H44ZM62 58H60V60H61ZM132 59V58H131ZM136 59V58H135ZM155 59V60H156ZM174 59H175V57H174ZM180 59V58H179ZM210 59V58H209ZM252 59H254V58H252ZM25 60V59H24ZM51 60V59H50ZM49 60V61H50ZM64 60H66V59H64ZM113 60H114V58H113ZM119 60V59H118ZM121 60V59H120ZM127 60V59H126ZM152 60H154V59H152ZM221 60H223V59H221ZM260 60V59H259ZM263 60V59H262ZM27 61V60H26ZM30 61V60H29ZM32 61V60H31ZM30 61V62H31ZM44 61V60H43ZM47 61H48V59H47ZM67 61V60H66ZM125 61V60H124ZM128 61V60H127ZM133 61V60H132ZM145 61V60H144ZM149 61V60H148ZM186 61V60H185ZM230 61V60H229ZM236 61V60H235ZM45 62V61H44ZM60 62V61H59ZM63 62H65V61H63ZM68 62V61H67ZM129 62V61H128ZM134 62H136V61H134ZM142 62V61H141ZM152 61H150V63H151ZM154 62V61H153ZM164 62H166V61H164ZM209 62V61H208ZM219 62V61H218ZM241 64H242V67H238V64H234L233 66H234V68H232L231 69V71L233 72V76H230V75H221V74H219V72L217 71V70H214V71H216L215 72V75H216V77H217V82H218V86H216L215 87V84H211V85H209L207 88H205V90H202V89H200L198 86H196L195 87V89L194 90H191V91H186V93H181L182 91V89H181V86H182V83H181V80H182V78L180 77L179 79H177L171 86H170V92H171V98H170V100H169V102H167V103H165L164 101V103L165 104H163V103H159L160 105H159V107H158V109H156V108H154L153 106H150V107H148V106H146L145 104H141V105H139L140 107H141V114H140V116H138V119L137 120H133L132 122H133V124L131 125V127H132V135H133V137H132V139L130 138V140H129V142H127V143H129V144H125L126 145V151H123L119 146H120V143H118V145H116L117 146V151H118V154L117 153H114V152H112L111 151V153L109 154V156L106 158V160H105V164H104V168H103V171H100V173L99 174H101V177H102V179L100 180V183H99V187L97 188V190L93 193V194H91V195H88V199L89 200H95V199H99V200H104L105 198H107L108 197V195H109V193H111V194H113V195H116L117 197H120L121 199H125V198H128V196L126 195V194H128V193H124L123 191V188L121 187V183H122V181H123V179L126 177V174H125V171H126V169L124 168V166L126 165V164H130L131 162H133L134 161V158H133V156H134V154H133V152H132V150L134 149V147H133V143H135L136 145H138V146H142V149L144 148L145 150L148 148V147H146L147 145H148V137L149 136H151L150 138H152L153 139V141H155V142H157V144H158V147H156L155 148V150H156V152H158V158L160 157V155L163 153V149L166 151V153H167V155H166V157L165 158H163V159H158L159 160V163L157 162V163H154L153 162V164H149L148 165V163L149 162H151L152 161V158L150 157L151 155L152 156H154V154H155V152H153L151 149H147L146 150V152L143 154V156H138V157H140L139 159H138V165L140 166V167H144L146 170L143 172V176H146V175H148L149 174V172H150V168L152 169V168H154V166L155 165H158L159 166V168H158V171H156L155 173H162V174H165V175H169V184L168 185H165L164 186V188L166 189V192H167V194H165V196L163 195V196H161L160 197V199H157V198H153V200H151L152 201V203H150L149 205H146V210L144 211V216L145 217H147V218H149V219H152V220H154V221H156V222H161L162 223V228H163V230H162V234H167L168 232H167V227L169 226L168 225V223H169V221H173V222H175V225H179V224H181V223H184L185 225H186V227L188 226V228H189V230H190V225L192 224V222L193 221H195L196 220V222H197V220H198V218H199V209L201 208V206H200V204H196L195 205V207L197 208V210L195 211V209H192V210H194V212L193 211H191V209L189 208V206H188V202H187V200H186V196H185V191L186 190H184V188H183V184H181V182L178 180V178H177V175L178 174H176V167H177V164L179 165V167H182V158L180 157V156H178V153H176L177 151H176V149H177V147H175V145H178L179 146V148H180V150H182V151H184L185 150V148H184V146H186V144L187 143H189V142H187V138H188V136H190L191 138H192V142L193 143H195L194 144V146H190V148H189V151L190 150H192V148H195V150H197L198 148V146L199 145H201L202 143V139L203 138H207V143H210V142H213V143H226V142H228L229 141V139L228 138H230V137H228L227 138V135H225L223 132H221L220 131V129L221 128H223L224 127V125L226 124V121L231 117L232 119L235 117V115L236 114H239L240 112H242V109H247L248 107H249V98H251V99H253L252 98V94H251V86H250V82H249V61L246 59L245 61L244 60H240L239 61ZM29 63V62H28ZM35 63V62H34ZM38 63V62H37ZM46 63V62H45ZM58 63V62H57ZM69 63H71V62H69ZM157 63V62H156ZM161 63V62H160ZM159 63V64H160ZM162 63H163V61H162ZM167 63H169V62H167ZM227 63V62H226ZM252 63H254V62H251V64ZM256 63V62H255ZM3 64H5L4 62H3ZM2 64V65H3ZM43 64V63H42ZM49 64V63H48ZM109 64V63H108ZM111 64H113V63H111ZM123 64V63H122ZM125 64H127V63H125ZM132 64V63H131ZM139 64V63H138ZM149 64V63H148ZM158 64V63H157ZM187 64H188V62H187ZM209 64V63H208ZM27 65V64H26ZM38 65V64H37ZM114 65H116V63L114 64ZM140 65H142V64H140ZM164 65V64H163ZM255 65V64H254ZM253 65V66H254ZM46 66H49V65H46ZM45 66V67H46ZM51 66H53V65H51ZM56 65H54L53 67H55ZM62 66V65H61ZM61 66H60V68H61ZM72 66V65H71ZM108 66V65H107ZM113 66V65H112ZM117 66V65H116ZM122 66V65H121ZM120 65H119V67H121ZM128 66V65H127ZM151 66V65H150ZM161 66V65H160ZM223 66V65H222ZM37 67V66H36ZM41 67V66H40ZM58 67H59V65H58ZM57 67V68H58ZM68 67V66H67ZM73 67H74V65H73ZM139 67V66H138ZM158 67V66H157ZM164 67V66H163ZM173 67H174V65H173ZM179 67V66H178ZM198 67V66H197ZM231 67V66H230ZM34 68V67H33ZM49 68V67H48ZM70 68V67H69ZM68 68V69H69ZM126 68H129V67H126ZM133 68V67H132ZM152 68V67H151ZM206 68V67H205ZM228 68V67H227ZM262 69H263V67H261ZM260 67H259V69H261ZM7 69V68H6ZM6 69H4V70H6ZM30 69H31V67H30ZM56 69V68H55ZM55 69H54V71H55ZM75 69H77V68H75ZM141 69V68H140ZM155 69V68H154ZM175 69V68H174ZM226 69V68H225ZM237 69H239V71L240 72H242V73H240V74H243V78H241V77H236V74H237ZM33 70V69H32ZM44 70V69H43ZM47 70H49V69H47ZM71 70V69H70ZM130 70V69H129ZM156 70V69H155ZM185 70V69H184ZM45 71V70H44ZM144 71V70H143ZM254 71V70H253ZM2 72H3V70H2ZM41 72V71H40ZM71 72V71H70ZM74 72V71H73ZM73 72H71V73H73ZM77 72V71H76ZM75 72V73H76ZM106 72H108V71H106ZM111 72V71H110ZM115 72V71H114ZM119 72V71H118ZM123 72V71H122ZM125 72H127V71H125ZM136 72V71H135ZM134 72V73H135ZM204 72H205V70H204ZM37 73V72H36ZM49 73V72H48ZM56 73V72H55ZM65 73V72H64ZM145 73V72H144ZM151 73V72H150ZM208 73H209V71H208ZM3 74V73H2ZM50 74V73H49ZM62 74H63V72H62ZM102 74H103V72H102ZM109 74V73H108ZM119 74V73H118ZM120 74H121V72H120ZM128 74V73H127ZM184 74V73H183ZM34 75H35V73H34ZM67 75V74H66ZM71 75V74H70ZM111 75V74H110ZM123 75H124V73H123ZM136 75H138V74H136ZM146 75V74H145ZM156 75V74H155ZM5 76V75H4ZM38 76V75H37ZM40 76V75H39ZM49 76V75H48ZM60 76V75H59ZM86 76V75H85ZM117 76V75H116ZM163 76V75H162ZM6 77V76H5ZM11 77V76H10ZM50 77H51V75H50ZM65 77V76H64ZM106 77V76H105ZM114 77V76H113ZM130 77V76H129ZM134 77V76H133ZM210 77V76H209ZM252 77V76H251ZM261 77V76H260ZM263 77V76H262ZM33 78H34V76H33ZM60 78V77H59ZM77 78V77H76ZM109 78V77H108ZM168 78V77H167ZM172 78V77H171ZM231 78H233V79H231ZM255 78V77H254ZM264 78V77H263ZM31 79V80H30ZM39 79H40V77H39ZM50 79V78H49ZM78 79V78H77ZM82 79V78H81ZM124 79H127V78H124ZM131 79V78H130ZM149 79H150V77H149ZM148 79V80H149ZM151 79H152V77H151ZM154 79V78H153ZM168 79H170V78H168ZM4 80V79H3ZM116 80V79H115ZM140 80H142V79H140ZM161 80V79H160ZM164 80V79H163ZM171 80V79H170ZM262 80V79H261ZM0 81H1V79H0ZM58 81H60L59 79H58ZM65 81H66V79H65ZM76 81V80H75ZM82 81V80H81ZM127 81V80H126ZM132 81L133 80H131V83H132ZM187 81H188V79H187ZM234 81V82H233ZM253 81V80H252ZM260 81V80H259ZM258 81V82H259ZM10 82V81H9ZM76 82H78V81H76ZM83 82V81H82ZM82 82H81V84H82ZM112 82V81H111ZM167 82V81H166ZM257 82V81H256ZM3 83V82H2ZM55 83V82H54ZM103 83V82H102ZM118 83V82H117ZM117 83H115V85H117ZM137 83V82H136ZM148 83H149V81H148ZM163 83V82H162ZM6 84V83H5ZM4 84V85H5ZM119 84V83H118ZM142 84V83H141ZM152 84V83H151ZM158 84H160V83H158ZM168 84V83H167ZM257 84H259V83H257ZM7 85V84H6ZM56 86H57V83L55 84ZM71 85V84H70ZM69 85V86H70ZM123 85V84H122ZM253 85V84H252ZM2 86V85H1ZM61 86V85H60ZM76 86V85H75ZM81 86H83V85H81ZM120 86V85H119ZM126 87H127V85H125ZM131 86V85H130ZM137 86V85H136ZM141 87H142V85H140ZM80 87V86H79ZM129 87V86H128ZM135 87V86H134ZM156 87H157V85H156ZM58 89H59V86L57 87ZM74 88V87H73ZM76 88V87H75ZM74 88V89H75ZM96 88V87H95ZM104 88H105V85H104ZM113 88H114V86H113ZM115 88H117V87H115ZM149 88H151L152 89V87H149ZM254 88V87H253ZM79 89V88H78ZM77 89V90H78ZM100 89V88H99ZM119 89V88H118ZM121 89V91H122V89L123 88H120ZM119 89V90H120ZM138 89H140V88H138ZM142 89V88H141ZM262 89V88H261ZM260 89V90H261ZM3 90V89H2ZM55 90V89H54ZM116 90V89H115ZM118 90V91H119ZM132 90V89H131ZM150 90V89H149ZM254 90V89H253ZM1 91V90H0ZM56 91V90H55ZM54 91V92H55ZM117 91V92H118ZM134 91H135V89H134ZM140 91V90H139ZM147 91V90H146ZM150 91H152V90H150ZM149 91V92H150ZM261 91H263V90H261ZM2 92V91H1ZM65 92V91H64ZM69 92V91H68ZM73 92V91H72ZM76 92V91H75ZM95 92V91H94ZM96 92H97V90H96ZM102 92V91H101ZM125 92V91H124ZM129 92V91H128ZM138 92V91H137ZM164 92V91H163ZM162 92V93H163ZM185 92V91H184ZM256 92V91H255ZM56 93H58V92H56ZM70 93V92H69ZM79 93V92H78ZM99 93V92H98ZM119 93V92H118ZM123 93V92H122ZM169 93V92H168ZM258 93V92H257ZM260 93V92H259ZM80 94V93H79ZM102 94V93H101ZM153 94V93H152ZM151 94V95H152ZM155 94V93H154ZM261 94V93H260ZM1 95V94H0ZM6 95V94H5ZM63 95V94H62ZM104 95H105V93H104ZM128 94H126L125 96H127ZM137 95H138V93H137ZM143 95H145L144 93H143ZM169 95V94H168ZM124 95H122V97H123ZM124 96V97H125ZM147 96V95H146ZM257 96V95H256ZM262 96H263V94H262ZM5 97V96H4ZM7 97H8V95H7ZM113 97H114V95H113ZM116 97H117V94H116ZM121 97V96H120ZM168 97V96H167ZM3 98V97H2ZM87 98V102H85V99ZM101 98V97H100ZM119 98V97H118ZM230 98H235L236 99V101H238V102H236V103H238V106L234 109V110H231V106H228V104H227V106H220L219 105V103L220 102H225V101H227V100H229ZM81 99V100H80ZM103 99V98H102ZM114 99V98H113ZM112 99V100H113ZM116 99V98H115ZM128 99V98H127ZM130 99V98H129ZM153 99V98H152ZM2 100V99H1ZM7 100V99H6ZM11 100V99H10ZM123 100V99H122ZM121 100V102H123ZM138 100V99H137ZM163 100V99H162ZM102 101H105L104 99L102 100ZM132 101V100H131ZM141 101V100H140ZM152 101V100H151ZM158 101V100H157ZM257 101V100H256ZM264 101V100H263ZM3 102V101H2ZM24 102V101H23ZM112 102V101H111ZM110 102V103H111ZM114 102V101H113ZM118 102H119V100H118ZM142 102V101H141ZM154 102V101H153ZM159 102V101H158ZM108 103V102H107ZM127 103V102H126ZM139 103V102H138ZM264 103V102H263ZM2 104H4V103H2ZM9 104V103H8ZM68 105L69 106V108L71 109V112H73V114L72 115H70V113L69 112H66L65 111V109H64V106L65 105ZM93 104V103H92ZM155 104V103H154ZM12 105V104H11ZM15 105V104H14ZM29 105H30V103H29ZM66 105V106H67ZM157 105V104H156ZM263 105V104H262ZM5 106V105H4ZM54 106V107H53ZM95 106V105H94ZM98 106V105H97ZM110 106V105H109ZM120 106V105H119ZM124 106H128L129 107V105H124ZM8 107V106H7ZM6 107V108H7ZM39 107V106H38ZM99 107H101V106H99ZM118 107V105L116 106V108ZM121 107H123V106H121ZM133 107V106H132ZM224 107V109H225V114H227L228 116H225V118H221V119H218V118H220L221 117V115H222V113H221V109ZM1 108V107H0ZM2 108H3V106H2ZM36 108H37V106H36ZM40 108V107H39ZM51 108H53L52 110H51ZM102 108V107H101ZM112 108V107H111ZM115 108V107H114ZM120 108V107H119ZM255 108V107H254ZM9 109V108H8ZM28 108H26V110H27ZM30 109H32V108H30ZM103 109V108H102ZM101 109V110H102ZM118 109V108H117ZM123 109V108H122ZM131 109V108H130ZM251 109V108H250ZM260 109V108H259ZM1 110V109H0ZM5 110V109H4ZM104 110V109H103ZM111 110H113V109H111ZM111 110L109 111V112H111ZM115 110V109H114ZM119 110V109H118ZM264 110V109H263ZM5 111H7V110H5ZM33 111V110H32ZM38 111V110H37ZM92 111V112H91ZM249 111V110H248ZM248 111H247V114H248ZM260 111V110H259ZM41 112V111H40ZM138 112V111H137ZM244 112V111H243ZM251 112V111H250ZM256 112V111H255ZM6 113V112H5ZM17 113V112H16ZM46 113V112H45ZM103 113V112H102ZM107 113V112H106ZM116 113H117V116H118V112L116 111ZM122 113L123 112H121V115H122ZM125 113V112H124ZM134 113V110L132 111V114ZM211 113H214V114H217L218 116H220V117H216V118H214L212 121H210V122H205L204 120L206 119L207 120V118L209 119V116H207V115H210ZM257 113V112H256ZM4 114V113H3ZM19 113H17L16 114V118H17V115H18ZM25 114V113H24ZM23 114V115H24ZM34 114V113H33ZM32 114V115H33ZM100 114V113H99ZM131 114V115H132ZM135 114V113H134ZM245 114V113H244ZM251 114V113H250ZM44 115H46V114H44ZM109 115V114H108ZM124 115V114H123ZM122 115V116H123ZM240 115H241V113H240ZM260 115H261V113H260ZM264 115V114H263ZM50 116V115H49ZM112 116H114V114L112 115ZM128 116V115H127ZM126 116V117H127ZM130 116V115H129ZM245 116V115H244ZM255 116V115H254ZM262 116V115H261ZM14 117V116H13ZM34 117V116H33ZM39 117V116H38ZM104 117V116H103ZM249 117H250V115H249ZM3 118V117H2ZM37 118V117H36ZM44 118V117H43ZM107 117H105V119H106ZM123 118V117H122ZM211 118V117H210ZM252 118H253V116H252ZM259 118V117H258ZM48 119V118H47ZM49 119H50V117H49ZM48 119V120H49ZM57 119V118H56ZM60 119V118H59ZM63 119V118H62ZM112 119H114V118H112ZM117 119V118H116ZM126 119V118H125ZM133 119V118H132ZM14 120H15V118H14ZM36 120V119H35ZM61 120V119H60ZM59 120V121H60ZM99 120V119H98ZM101 120V119H100ZM111 120V119H110ZM241 120H242V118H241ZM243 120H244V117H243ZM256 120H257V118H256ZM19 121V120H18ZM51 121H53V119H51ZM55 121V120H54ZM66 121V120H65ZM104 121V120H103ZM118 121H119V119H118ZM235 121V120H234ZM254 121V120H253ZM258 121V120H257ZM263 121V120H262ZM261 121V122H262ZM14 122H16V121H14ZM33 122H34V120H33ZM36 122V121H35ZM34 122V123H35ZM58 122V121H57ZM61 122V121H60ZM230 122V121H229ZM11 123V122H10ZM65 122H63V124H64ZM106 123V122H105ZM118 123V122H117ZM124 123V122H123ZM236 123V122H235ZM234 123V124H235ZM238 123V122H237ZM240 123V122H239ZM244 123H246V124H248L249 123V118L247 117V120L245 119L244 120ZM243 123V124H244ZM13 124V123H12ZM69 124V123H68ZM108 124V123H107ZM242 124V123H241ZM60 125V124H59ZM101 125V124H100ZM104 125V124H103ZM102 125V126H103ZM237 125H239L240 126V124H237ZM254 125V124H253ZM258 125V124H257ZM12 126V125H11ZM111 126V125H110ZM114 126V125H113ZM112 126V127H113ZM128 126V125H127ZM251 126V125H250ZM258 126H260V125H258ZM8 127V126H7ZM40 127V126H39ZM241 127V126H240ZM245 127V126H244ZM263 127V126H262ZM107 128V127H106ZM174 130V131H180L181 132V138H179L178 140H175L172 144H171V142L170 141H168V139L170 138V136L169 135H165L164 136V139H165V143H164V145H162V143H160V141H159V136H160V133L162 132V131H171L172 129ZM229 128V127H228ZM239 128V127H238ZM243 128V127H242ZM246 128V127H245ZM255 128V127H254ZM260 128V127H259ZM9 129H11L10 128V126H9ZM60 129V128H59ZM103 129V128H102ZM234 129H236L235 127H234ZM247 129V128H246ZM252 129V128H251ZM262 129V128H261ZM39 130H40V128H39ZM105 130V129H104ZM113 130V129H112ZM118 130H119V128H118ZM124 130V129H123ZM227 130V129H226ZM229 130V129H228ZM232 130V129H231ZM243 130V129H242ZM256 130V129H255ZM260 130V129H259ZM258 130V131H259ZM2 131V130H1ZM46 131H59L56 127H55V125H54V127L53 128H49L48 130L46 129ZM145 131H146V133L148 134V136H145L144 134H145ZM186 131H191L189 134L186 132ZM205 131H209L208 133H207V135H204V133H205ZM220 131V132H219ZM224 131V130H223ZM248 131V130H247ZM23 133V132H22ZM33 133V132H32ZM48 133V132H47ZM50 133V132H49ZM59 133V132H58ZM227 133V132H226ZM241 133V132H240ZM254 133V132H253ZM256 133V132H255ZM259 133H260V131H259ZM262 133V132H261ZM92 134H94V133H92ZM99 134V133H98ZM171 134V133H170ZM247 134V133H246ZM11 135V134H10ZM56 135H58V134H56ZM83 135V134H82ZM81 135V136H82ZM122 135V134H121ZM124 135V134H123ZM143 135L145 136V137H143ZM188 135V136H187ZM229 135V134H228ZM240 135V134H239ZM250 135V134H249ZM257 135V134H256ZM62 136V135H61ZM78 136H80V135H78ZM91 136H93V135H91ZM107 136V135H106ZM111 136V135H110ZM232 136H235V135H233L232 134ZM247 136L248 135H246V138H247ZM11 137V136H10ZM13 137V136H12ZM74 137V136H73ZM73 137L71 138V139H73ZM98 137V136H97ZM250 137H252V136H250ZM260 137V136H259ZM96 138V137H95ZM233 138V137H232ZM231 138V139H232ZM253 138V137H252ZM263 138V137H262ZM11 139H13V138H11ZM63 139V138H62ZM75 139V138H74ZM100 139V138H99ZM104 139V138H103ZM230 139V140H231ZM235 139V138H234ZM257 138L255 137V140H256ZM98 140V139H97ZM102 140V139H101ZM105 140V139H104ZM109 139L107 138V141H108ZM119 140V139H118ZM243 140V139H242ZM261 140V139H260ZM63 141V140H62ZM68 141H70V140H68ZM78 141V140H77ZM96 141V140H95ZM100 141V140H99ZM98 141V142H99ZM103 141V140H102ZM121 141V140H120ZM204 141H206V140H204ZM3 141H1V143H2ZM8 142H10V141H8ZM27 142V141H26ZM51 142H53V141H51ZM64 142V141H63ZM66 142V141H65ZM117 142V141H116ZM253 142V141H252ZM256 142V141H255ZM264 142V141H263ZM262 142V143H263ZM100 143V142H99ZM104 143V142H103ZM103 143H101L102 145H103ZM113 143V142H112ZM152 143V142H151ZM238 143V142H237ZM9 144V143H8ZM28 144V143H27ZM62 144V143H61ZM77 144V143H76ZM86 144V143H85ZM90 144V143H89ZM222 144V145H223ZM229 144V143H228ZM249 144V143H248ZM261 144V143H260ZM4 145V144H3ZM18 145V144H17ZM30 146H31V143L29 144ZM87 145V144H86ZM93 145H95V143H93ZM104 145H105V143H104ZM109 145V144H108ZM150 145V144H149ZM156 145V144H155ZM171 145H173L172 147H170ZM237 145V144H236ZM255 145V144H254ZM33 146V145H32ZM31 146V147H32ZM38 146V145H37ZM203 146V145H202ZM219 146H221V145H219ZM227 146V145H226ZM225 146V147H226ZM242 146V145H241ZM8 147V146H7ZM19 147V146H18ZM30 147V148H31ZM85 147V146H84ZM101 147V146H100ZM106 147H107V145H106ZM113 147V146H112ZM123 147V146H122ZM200 147V146H199ZM207 147H209V146H207ZM213 147V146H212ZM256 147V146H255ZM32 148H34V147H32ZM67 148V147H66ZM108 148V147H107ZM203 148V147H202ZM205 148V147H204ZM215 148V147H214ZM213 148V149H214ZM232 148V147H231ZM243 148V147H242ZM245 148V147H244ZM4 149V148H3ZM2 149V150H3ZM35 149V148H34ZM72 149V148H71ZM187 149V148H186ZM206 149V148H205ZM209 149V148H208ZM212 149V150H213ZM234 149V148H233ZM238 149H240V148H238ZM257 149V148H256ZM36 150V149H35ZM34 150V151H35ZM95 150H98V149H95ZM172 150H174V151H172ZM200 150V149H199ZM224 150H226V149H224ZM247 150V149H246ZM4 151H5V149H4ZM3 151V152H4ZM75 151H76V149H75ZM105 151V150H104ZM104 151H102V152H104ZM114 151H116L115 149H114ZM186 151V150H185ZM184 151V152H185ZM192 151H194V150H192ZM202 151V150H201ZM206 151V150H205ZM208 151V150H207ZM206 151V152H207ZM217 151V150H216ZM236 151H238L237 149H236ZM28 152V151H27ZM98 152L100 153V150H98ZM97 152V153H98ZM191 152V151H190ZM203 152V151H202ZM209 152V151H208ZM225 152V151H224ZM230 152V151H229ZM241 152V151H240ZM244 152V151H243ZM253 152V151H252ZM257 152V151H256ZM260 153H261V151H259ZM25 153V152H24ZM29 153H31V152H29ZM94 153V152H93ZM96 153V152H95ZM94 153V154H95ZM106 153V152H105ZM137 153V152H136ZM140 153V152H139ZM186 153H188V152H186ZM201 153V152H200ZM213 153H214V150H213ZM220 153V152H219ZM210 154V153H209ZM220 154H222V153H220ZM227 153H225V155H226ZM231 154V153H230ZM254 154H255V152H254ZM27 154H25V156H21V154H20V152L17 150V149H14L11 153L9 152L8 154H7V156L5 157L6 158V160H7V162H9L10 163V165H12V164H18V163H21L22 161H24V159L27 157L26 156ZM29 155V154H28ZM37 155V154H36ZM39 155V154H38ZM84 155V154H83ZM96 155V154H95ZM187 155V154H186ZM197 155H198V153L197 152H194V155L192 156V160L193 161H195L196 160V157H197ZM201 155V154H200ZM203 155V154H202ZM201 155V156H202ZM227 155H229V154H227ZM97 156V155H96ZM102 156H103V154H102ZM107 156V155H106ZM199 156V155H198ZM204 156V155H203ZM212 156V155H211ZM222 156H224V154H222ZM243 156V155H242ZM248 156V155H247ZM262 157H264L263 155H261ZM74 157V156H73ZM100 157V156H99ZM98 157V158H99ZM104 157V156H103ZM137 157V156H136ZM164 157V156H163ZM188 157V156H187ZM218 157V156H217ZM227 157V156H226ZM225 157V158H226ZM229 157H232V156H229ZM237 157V156H236ZM261 157V158H262ZM29 158V157H28ZM50 158H53V157H50ZM70 158V157H69ZM81 158L83 159V157L81 156ZM84 158H85V156H84ZM186 158V157H185ZM189 158V157H188ZM213 158V157H212ZM233 158V157H232ZM235 158V157H234ZM242 158V157H241ZM27 159V158H26ZM92 159H95V157L94 158H92ZM105 159V158H104ZM190 159V158H189ZM199 159V161H200V159L201 158H198ZM229 159V158H228ZM231 159V158H230ZM239 159V158H238ZM237 159V160H238ZM244 159V158H243ZM257 159H258V157H257ZM1 160V159H0ZM28 160V159H27ZM71 160V159H70ZM157 160V161H158ZM207 160V159H206ZM222 160V159H221ZM223 160H224V158H223ZM250 160V159H249ZM263 160V159H262ZM94 161V160H93ZM92 161V162H93ZM100 161V160H99ZM192 161V162H193ZM199 161H197V162H199ZM235 161V160H234ZM233 160L231 161L232 163L234 162ZM242 161V160H241ZM246 161H248V160H246ZM254 161V160H253ZM259 161V160H258ZM2 162V161H1ZM31 162V161H30ZM88 162V161H87ZM130 162V163H129ZM189 162V161H188ZM201 162V161H200ZM206 162V161H205ZM215 162V161H214ZM223 162V161H222ZM227 162V161H226ZM250 162V161H249ZM261 162V161H260ZM32 163V162H31ZM72 163V162H71ZM85 163V162H84ZM89 163V162H88ZM101 163H103L102 161H101ZM216 163V162H215ZM218 163V162H217ZM251 163V162H250ZM255 163V162H254ZM262 163V162H261ZM1 164V163H0ZM24 164V163H23ZM55 164V163H54ZM93 164V163H92ZM98 164V163H97ZM185 164V163H184ZM196 164V163H195ZM203 164H204V162H203ZM202 164V165H203ZM208 164V163H207ZM209 164H210V162H209ZM229 164V163H228ZM255 164H258V163H255ZM7 165V164H6ZM26 165V164H25ZM38 165H39V162H38ZM65 165H67V164H65ZM83 165V164H82ZM95 165V164H94ZM133 165H134V163H133ZM198 165H200V164H198ZM215 165V164H214ZM219 165V164H218ZM222 165V164H221ZM225 165V164H224ZM235 165V164H234ZM241 165V164H240ZM245 165H246V163H245ZM254 165V164H253ZM1 166V165H0ZM35 166V165H34ZM89 166V165H88ZM93 166V165H92ZM98 166H100V165H98ZM132 166V165H131ZM136 166V165H135ZM193 166V165H192ZM196 166V165H195ZM212 166V165H211ZM229 166V165H228ZM233 166V165H232ZM236 166H238L237 164H236ZM264 166V165H263ZM5 167V166H4ZM18 167V166H17ZM24 167V166H23ZM38 167V166H37ZM71 167V166H70ZM78 167V166H77ZM90 167V166H89ZM96 167V166H95ZM206 167V166H205ZM230 167V166H229ZM240 167V166H239ZM242 167V166H241ZM244 167H246V166H244ZM256 167V166H255ZM254 167V168H255ZM261 167V166H260ZM9 168V167H8ZM29 168V167H28ZM69 168V167H68ZM79 168H81V167H79ZM133 168V167H132ZM185 168V167H184ZM200 168V167H199ZM198 168V169H199ZM202 168V167H201ZM209 168V167H208ZM225 168V167H224ZM235 168V167H234ZM257 168H258V166H257ZM262 168V167H261ZM3 169H5V168H3ZM15 169V168H14ZM14 169H12V170H14ZM30 169V168H29ZM35 169H36V167H35ZM41 169V168H40ZM96 169H97V167H96ZM156 169V168H155ZM210 169V168H209ZM223 169V168H222ZM248 169H250V168H247V170ZM260 169V168H259ZM9 170V169H8ZM11 170V171H12ZM24 170H26V169H24ZM34 170V169H33ZM69 170V169H68ZM80 171H83V170H81V169H79ZM88 170V169H87ZM86 170V171H87ZM186 170H187V168H186ZM211 170V169H210ZM220 170V169H219ZM227 170H230V169H227ZM253 170V169H252ZM15 171V170H14ZM23 171V170H22ZM72 171V170H71ZM141 171V170H140ZM176 171V172H175ZM200 171V170H199ZM207 171V170H206ZM209 171V170H208ZM213 171V170H212ZM232 171H234V169L232 170ZM237 171V170H236ZM249 171V170H248ZM251 171V170H250ZM258 171V170H257ZM261 171H263V169L261 170ZM18 172V171H17ZM69 172H70V170H69ZM89 172V171H88ZM133 172H135V171H133ZM137 172V171H136ZM180 172V171H179ZM190 172V171H189ZM228 172V171H227ZM8 173V172H7ZM32 173V172H31ZM41 173V172H40ZM72 173V172H71ZM234 173V172H233ZM2 174V173H1ZM23 174V173H22ZM35 174V173H34ZM43 174H44V172H43ZM69 174V173H68ZM96 174V173H95ZM129 174V173H128ZM196 174V173H195ZM211 174V173H210ZM213 174H214V171H213ZM221 174V173H220ZM249 174H250V172H249ZM20 175V174H19ZM18 175V176H19ZM24 175H26V174H24ZM31 175V174H30ZM72 175H74V174H72ZM159 175V174H158ZM181 175V174H180ZM215 175V174H214ZM232 175V174H231ZM239 175V178H237L236 177V179L235 180H232V179H225V182H226V190L224 191V193H220V196L218 195V193H217V195H216V187H215V185H209V187L208 188H205V189H207V190H209L210 192V197H209V202L208 203H210V205L213 207V209L215 210V211H219V213H220V215H221V222H220V225L221 226H223V229H225V231L227 232V236L229 237V238H232L233 240H234V236H233V225H234V222H235V220H236V218L238 219V220H246V213H248L249 212V200H248V185H250L251 183L249 182V176H248V173H246V172H244V171H242V169L241 168H239V171H238V174H237V176ZM261 175V174H260ZM27 176V175H26ZM33 176V175H32ZM36 176H37V174H36ZM82 176V175H81ZM93 176V175H92ZM130 176H132V175H130ZM190 176V175H189ZM192 176H194L193 174H192ZM226 176H227V174H226ZM225 176V177H226ZM230 176V175H229ZM253 176V175H252ZM263 176V175H262ZM10 177V176H9ZM17 177V176H16ZM24 177V176H23ZM34 177V176H33ZM100 177V178H101ZM156 177V176H155ZM167 177V176H166ZM216 177H218V176H216ZM235 177V176H234ZM2 178V177H1ZM4 178V177H3ZM29 178V177H28ZM27 178V179H28ZM32 178V177H31ZM44 178H45V176H44ZM65 178H66V176H65ZM75 177H73L72 179H74ZM77 178H78V176H77ZM131 178V177H130ZM136 178V177H135ZM204 178V177H203ZM230 178V177H229ZM253 178V177H252ZM260 178V177H259ZM264 178V177H263ZM8 179V178H7ZM18 179V178H17ZM23 179V178H22ZM67 179V178H66ZM88 179V178H87ZM181 179V178H180ZM189 179V178H188ZM187 179V180H188ZM217 179V178H216ZM256 179V178H255ZM4 180H5V178H4ZM19 180V179H18ZM32 180V179H31ZM46 180V179H45ZM44 180V181H45ZM63 180H65V179H63ZM70 180V179H69ZM81 180V179H80ZM82 180H84V183H85V179H82ZM98 180V179H97ZM137 180V179H136ZM196 180V179H195ZM220 180H221V178H219V182H220ZM260 180V179H259ZM264 180V179H263ZM21 181V180H20ZM23 181V180H22ZM32 181H34V180H32ZM36 181V180H35ZM38 181V180H37ZM68 181V180H67ZM66 181V182H67ZM76 181V180H75ZM94 181H95V178L93 177L92 179H89V182L91 183V184H93L94 183ZM126 181V180H125ZM138 181V180H137ZM183 181V180H182ZM189 181V180H188ZM213 181H214V179H213ZM218 181H216V182H218ZM5 182V181H4ZM26 182V181H25ZM40 182V181H39ZM48 182V181H47ZM56 182V181H55ZM199 182V181H198ZM208 182V181H207ZM6 183H8V182H6ZM20 183V182H19ZM22 183V182H21ZM36 183V182H35ZM78 183V182H77ZM131 183V182H130ZM200 183V182H199ZM210 183H212V182H210ZM223 183H224V181H223ZM256 183V182H255ZM260 183V182H259ZM3 184V183H2ZM46 184V183H45ZM62 184H64V183H62ZM76 184V183H75ZM86 184V183H85ZM128 184V183H127ZM134 184V183H133ZM189 184V183H188ZM187 184V185H188ZM214 184V183H213ZM220 184V183H219ZM7 185V184H6ZM17 185V184H16ZM20 185V184H19ZM31 185V184H30ZM43 185V184H42ZM72 185V184H71ZM77 185V184H76ZM88 185H89V183H88ZM194 185V184H193ZM204 185V184H203ZM2 186V185H1ZM10 186H12V185H10ZM22 186V185H21ZM20 186V187H21ZM27 186V185H26ZM63 186V185H62ZM66 186V185H65ZM93 186V185H92ZM129 186V185H128ZM153 186V185H152ZM157 186H159L158 184H157ZM221 186V185H220ZM262 186V185H261ZM264 186V185H263ZM60 187V186H59ZM70 187H72V186H70ZM187 187V186H186ZM219 187V186H218ZM222 187V186H221ZM220 187V188H221ZM6 188V187H5ZM10 188V187H9ZM34 188V187H33ZM36 188H38V187H36ZM42 188V187H41ZM49 188V187H48ZM61 188V187H60ZM66 188V187H65ZM69 188V187H68ZM78 188H80V186H78ZM88 188V187H87ZM138 188V187H137ZM137 188H136V190H137ZM194 188V187H193ZM216 188V189H215ZM227 188H228V191H227ZM256 189H257V187H255ZM11 189H13V188H11ZM10 189V190H11ZM17 189V188H16ZM29 189H31V188H29ZM46 189V188H45ZM195 189V188H194ZM202 189H204V188H202ZM221 189H223V188H221ZM235 189H237V190H242L243 191V196H242V198H241V200H240V205L239 206H236V205H234V203H233V205L234 206H231L230 205V198H232V197H229V196H231L233 193H235V191H233V192H231V190H235ZM23 190H25V189H23ZM34 190V189H33ZM37 190V189H36ZM61 190H62V188H61ZM86 190V189H85ZM8 191V190H7ZM43 192H44V189L42 190ZM47 191V190H46ZM45 191V192H46ZM51 191V190H50ZM65 191H66V189H65ZM75 191H76V189H75ZM82 191V190H81ZM84 191V190H83ZM82 191V192H83ZM161 191V190H160ZM193 191V190H192ZM195 191H197V190H195ZM203 191V190H202ZM241 191V192H242ZM263 191V190H262ZM27 192V191H26ZM41 192V191H40ZM42 192V193H43ZM44 192V193H45ZM48 192V191H47ZM73 192H74V190H73ZM77 192V191H76ZM75 192V193H76ZM79 192V191H78ZM3 193V192H2ZM5 193V192H4ZM7 193V192H6ZM19 193V192H18ZM30 193V192H29ZM42 193H40V195L42 194ZM43 193V194H44ZM51 193H53V191H51ZM50 193V194H51ZM55 193H57V192H55ZM59 193V192H58ZM74 193V194H75ZM89 193V192H88ZM161 193V192H160ZM189 193V192H188ZM193 193V192H192ZM13 194V193H12ZM14 194H15V192H14ZM13 194V195H14ZM20 194V193H19ZM34 193L32 192V195H33ZM47 194V193H46ZM80 194H81V192H80ZM79 194V195H80ZM144 194H145V192H144ZM146 194H148V193H146ZM21 195V194H20ZM26 195V194H25ZM48 195V194H47ZM60 195V194H59ZM69 195V194H68ZM73 195V194H72ZM78 195V196H79ZM152 195V194H151ZM186 195H187V193H186ZM9 196V195H8ZM44 196V195H43ZM46 196V195H45ZM51 196H53V195H51ZM57 196V195H56ZM63 196H64V194H63ZM83 196V195H82ZM139 196H140V194H139ZM204 196V195H203ZM234 196V195H233ZM23 197V196H22ZM27 197H28V195H27ZM47 197V196H46ZM71 197V196H70ZM80 197H81V195H80ZM138 197V196H137ZM202 197V196H201ZM201 197H200V199H201ZM260 197V196H259ZM10 198V197H9ZM17 198V197H16ZM51 198H53V197H51ZM54 198H56V197H54ZM79 198V197H78ZM84 197H82V199H83ZM142 198V197H141ZM150 198V197H149ZM235 198V197H234ZM238 198V197H237ZM27 199V198H26ZM69 199V198H68ZM170 199H172L171 200V202H172V205L170 206V207H164L163 209L161 208V204H166L167 203V201L168 200H170ZM188 199V198H187ZM196 199V198H195ZM199 199V200H200ZM202 199H204V198H202ZM1 200V199H0ZM11 200V199H10ZM28 200V199H27ZM27 200L26 201H23V202H27ZM31 200H32V198H31ZM41 200V199H40ZM60 199H58V201H59ZM72 200V199H71ZM141 200V202H143L142 201V199H140ZM205 200V199H204ZM3 201H5V200H3ZM13 201V200H12ZM17 201V200H16ZM29 201V200H28ZM45 201V200H44ZM46 201H47V199H46ZM58 201H57V205H58ZM86 201V200H85ZM194 201V200H193ZM197 201V200H196ZM15 202V201H14ZM30 202V201H29ZM40 202H42V201H40ZM82 202V201H81ZM89 202V201H88ZM203 202V201H202ZM206 202H207V198H206ZM223 202V204H221ZM6 203V202H5ZM9 203H12V202H9ZM9 203H7V204H9ZM15 203H17V202H15ZM22 203V202H21ZM31 203V202H30ZM51 203H54V202H51ZM60 203V202H59ZM86 203V202H85ZM100 203V202H99ZM99 203H97V204H99ZM130 203H132V202H130ZM254 203V202H253ZM29 204V203H28ZM55 204V203H54ZM53 204V205H54ZM62 204V203H61ZM92 204V203H91ZM144 204V203H143ZM193 204V203H192ZM203 204V203H202ZM259 204V203H258ZM6 205V204H5ZM13 205V204H12ZM17 205V204H16ZM26 205V204H25ZM41 205V204H40ZM134 205V204H133ZM140 205V204H139ZM138 205V206H139ZM221 205H223L225 208L223 209V210H219L220 209V206ZM257 205V204H256ZM255 205V206H256ZM27 206V205H26ZM56 206V205H55ZM61 206V205H60ZM59 206V207H60ZM100 206V205H99ZM135 206H136V204H135ZM205 206V205H204ZM209 206V205H208ZM210 206V207H211ZM263 206V205H262ZM20 207V206H19ZM18 207V208H19ZM34 207V206H33ZM62 207H63V205H62ZM69 207V206H68ZM195 207H193V208H195ZM9 208V207H8ZM11 208H13V207H11ZM124 208V207H123ZM209 208V207H208ZM6 209V208H5ZM23 209V208H22ZM25 209V208H24ZM47 209V208H46ZM242 209L244 210V212L242 211ZM18 210H20V209H17V211ZM68 210V209H67ZM66 210V211H67ZM163 210V212H161ZM208 210V209H207ZM258 210V209H257ZM2 211H3V209H2ZM1 211V213L3 214V212ZM12 211V210H11ZM26 211V210H25ZM43 211V210H42ZM61 211V210H60ZM83 211H84V209H83ZM142 211V210H141ZM210 211V210H209ZM255 211V210H254ZM13 212V211H12ZM11 212V213H12ZM20 212V211H19ZM18 212V213H19ZM47 212H49V210L47 211ZM203 212V211H202ZM10 213V214H11ZM27 213H29V212H27ZM31 213V212H30ZM43 213V212H42ZM59 213V212H58ZM136 213H139V212H136ZM9 214V213H8ZM15 214H17V212L15 213ZM40 214V213H39ZM62 213H60V215H61ZM68 214V213H67ZM203 214V213H202ZM6 215V214H5ZM38 215V214H37ZM36 215V216H37ZM50 215H53V214H50ZM54 215H55V213H54ZM63 215V214H62ZM62 215H61V217H62ZM69 215H70V212H69ZM83 215V214H82ZM143 215V214H142ZM248 215V214H247ZM3 216V215H2ZM11 216V215H10ZM15 216V215H14ZM27 216V215H26ZM43 216V215H42ZM46 216V215H45ZM49 216V215H48ZM64 216V215H63ZM66 217H67V215H65ZM131 216H133V215H131ZM201 216V215H200ZM44 217V216H43ZM123 217V216H122ZM125 217V216H124ZM3 218V217H2ZM1 218V219H2ZM9 218V217H8ZM17 218V217H16ZM24 218V217H23ZM36 218H38L39 219V217H36ZM46 218V217H45ZM51 218H53V217H51ZM126 218H128V217H126ZM44 219V218H43ZM48 219V218H47ZM80 219V218H79ZM133 219V218H132ZM145 219V218H144ZM143 219V220H144ZM262 219V218H261ZM16 220V219H15ZM18 220V219H17ZM16 220V221H17ZM25 220H26V218H25ZM36 219H34V221H35ZM60 220V219H59ZM136 220V219H135ZM140 220V219H139ZM211 220V219H210ZM69 221V220H68ZM111 221V220H110ZM131 221V220H130ZM134 221V220H133ZM132 221V222H133ZM7 222V221H6ZM20 222V221H19ZM24 222V221H23ZM27 222V221H26ZM36 222V221H35ZM39 222V221H38ZM46 222V221H45ZM72 222V221H71ZM151 222V221H150ZM173 222H172V224H173ZM203 222V221H202ZM1 223H4V221L3 222H1ZM10 223V222H9ZM55 223V222H54ZM59 223V222H58ZM66 223V222H65ZM137 223H139V222H137ZM136 223V224H137ZM152 223V222H151ZM194 223V222H193ZM23 224V223H22ZM21 224V225H22ZM39 224V223H38ZM37 224V225H38ZM42 224V223H41ZM47 224V223H46ZM50 224V223H49ZM60 224H61V222H60ZM117 224V223H116ZM135 224V225H136ZM156 224V223H155ZM203 224V223H202ZM14 225V224H13ZM32 225V224H31ZM33 225H35V224H33ZM76 225V224H75ZM119 225V224H118ZM124 225V224H123ZM159 225V224H158ZM157 225V226H158ZM205 225V224H204ZM212 225V224H211ZM214 225V224H213ZM3 226V225H2ZM36 226V225H35ZM51 226H53V225H51ZM51 226H50V228H51ZM199 226V225H198ZM235 226V225H234ZM239 225H236L235 227H238ZM249 226V225H248ZM253 226V225H252ZM7 227V226H6ZM14 227H16L15 225H14ZM38 227V226H37ZM42 227H43V224H42ZM54 227V226H53ZM61 227V226H60ZM67 227V226H66ZM68 227H70V226H68ZM123 227V226H122ZM131 227V226H130ZM175 227V226H174ZM185 227V226H184ZM213 227V226H212ZM219 227V226H218ZM250 227V226H249ZM9 228V227H8ZM26 228V227H25ZM40 228V227H39ZM39 228H38V230H39ZM56 228H57V226H56ZM132 228V227H131ZM135 228H136V226H135ZM138 228H139V226H138ZM153 228V227H152ZM157 228V227H156ZM167 228V229H166ZM182 228H183V226H182ZM196 228V227H195ZM209 228V227H208ZM222 228V227H221ZM256 228H257V226H256ZM6 229V228H5ZM5 229H4V231H5ZM27 229V228H26ZM25 229V230H26ZM42 229V228H41ZM61 229V228H60ZM130 229V228H129ZM147 229H148V227H147ZM202 229V228H201ZM3 230V229H2ZM16 230H17V228H16ZM15 230V231H16ZM32 230V229H31ZM64 230H65V228H64ZM76 230H78V229H76ZM112 230V229H111ZM123 230H124V228H123ZM136 230V229H135ZM142 230V229H141ZM145 230V229H144ZM157 230V229H156ZM169 230V229H168ZM195 230V229H194ZM262 230V229H261ZM8 231H9V229H8ZM11 231V230H10ZM20 231V230H19ZM62 231H63V229H62ZM139 231V230H138ZM152 231V230H151ZM172 231V230H171ZM174 231H177V230H174ZM174 231H172L173 233H174ZM185 231V230H184ZM183 231V232H184ZM191 231H193V230H191ZM205 231V230H204ZM17 232V231H16ZM51 232H54L55 233V231H53V230H51ZM67 232V233H66ZM66 235L64 236L65 238H64V240L70 235L69 233L70 232H68L67 230H66ZM144 232V231H143ZM180 232V231H179ZM221 232H223V231H221ZM247 232H248V230H247ZM257 232V231H256ZM2 233V232H1ZM4 233V232H3ZM10 233H12V232H10ZM40 233V232H39ZM50 233V232H49ZM59 233H61V231L59 232ZM58 233V234H59ZM87 233V232H86ZM108 233V232H107ZM107 233H105V235L107 234ZM115 233V232H114ZM219 233H220V231H219ZM264 233V232H263ZM17 234V233H16ZM42 234H43V232H42ZM89 234V233H88ZM104 234V233H103ZM161 234V235H162ZM180 234H181V232H180ZM186 234H188V233H186ZM197 234V233H196ZM198 234H200V232L198 233ZM202 234H204V233H202ZM216 234V233H215ZM244 234V233H243ZM30 235H31V233H30ZM44 235V234H43ZM47 235V234H46ZM92 235V234H91ZM125 235V234H124ZM138 235V234H137ZM154 235V234H153ZM178 235H179V233H178ZM201 235V234H200ZM219 235H221V234H219ZM226 235V234H225ZM254 235H257V234H254ZM9 236V235H8ZM16 236V235H15ZM22 236V235H21ZM25 236V235H24ZM23 236V237H24ZM29 236V235H28ZM45 236V235H44ZM43 236V237H44ZM50 236H53V235H50ZM57 236V235H56ZM55 236V237H56ZM104 236V235H103ZM145 236V235H144ZM152 236V235H151ZM164 236V235H163ZM162 236V237H163ZM180 236V235H179ZM182 236V235H181ZM194 236V235H193ZM211 238H215L216 239V242H218L219 244H220V246H221V248H222V253L221 254H223V256H224V259L227 261V262H225V263H229V264H247V260H248V258H247V256H246V254H247V252H248V250L247 249H244V248H240V247H238V245L237 244H235V242H234V246H235V255H233V253L231 252L232 251V249H229L228 248V246L226 245V242H225V240L224 239H221L218 235L217 236H214V234L211 232L210 233V235H209ZM23 237L21 238V239H23ZM30 237V236H29ZM62 237V236H61ZM195 237V236H194ZM198 237V236H197ZM200 237V236H199ZM201 237H203V236H201ZM240 237V236H239ZM6 238V237H5ZM13 238V237H12ZM20 238V237H19ZM101 238H102V236H101ZM100 238V239H101ZM141 238H142V236H141ZM148 238V237H147ZM153 238V237H152ZM166 239H167V237H165ZM256 238V237H255ZM261 238V237H260ZM4 239V238H3ZM16 239V238H15ZM44 239V238H43ZM43 239H41V240H43ZM63 239V238H62ZM105 239V238H104ZM179 239V238H178ZM197 239V238H196ZM201 239V238H200ZM214 239V240H215ZM238 239V238H237ZM258 239V238H257ZM29 240V239H28ZM68 240V239H67ZM126 240H127V238H126ZM135 240V239H134ZM180 240V239H179ZM188 240V239H187ZM198 240V239H197ZM203 240V239H202ZM227 240V239H226ZM248 240V239H247ZM254 240V239H253ZM264 240V239H263ZM14 241V240H13ZM17 241H19V240H17ZM21 241V240H20ZM44 241V243H45V239L43 240ZM66 241V240H65ZM86 241V240H85ZM104 241V240H103ZM102 241V242H103ZM114 241V240H113ZM166 241V240H165ZM168 241V240H167ZM182 241V240H181ZM192 241V240H191ZM211 241V240H210ZM242 241V240H241ZM5 242V241H4ZM7 242V241H6ZM23 242V241H22ZM51 242V241H50ZM204 242V241H203ZM238 242V241H237ZM29 243V242H28ZM41 243V242H40ZM64 243V242H63ZM83 243V242H82ZM95 243V242H94ZM125 243H126V241H125ZM169 243V242H168ZM179 243V242H178ZM177 243V244H178ZM206 243V242H205ZM211 243H213V241H211ZM250 243V242H249ZM256 243H258V242H256ZM262 243V242H261ZM32 244V243H31ZM71 244H72V242H71ZM97 244H99L98 242H97ZM101 244V243H100ZM110 244V243H109ZM140 244V243H139ZM148 244V243H147ZM153 244V243H152ZM158 244H160V243H158ZM164 244V243H163ZM180 244V243H179ZM181 244H182V242H181ZM191 244V249H192V252L191 253H193L192 255H191V259L193 260V264H209L210 262H209V259L208 258H206V256L204 257V256H202V255H200L199 253L200 252H202V251H200V252H198V250H197V246H195L193 243H190ZM189 244V245H190ZM208 244V243H207ZM209 244H210V242H209ZM231 244V243H230ZM1 245V244H0ZM16 245V244H15ZM14 245V246H15ZM27 245V244H26ZM30 245V244H29ZM47 245H48V243H47ZM111 245V244H110ZM109 245V246H110ZM151 245V244H150ZM174 244L172 243V246H173ZM184 245V244H183ZM199 245V244H198ZM202 245V244H201ZM212 245V244H211ZM252 245V244H251ZM259 245V244H258ZM13 246V245H12ZM42 246V245H41ZM43 246H44V244H43ZM82 246V245H81ZM80 246V247H81ZM88 246V245H87ZM96 246V245H95ZM127 246V245H126ZM159 246V245H158ZM161 246V245H160ZM185 246V245H184ZM183 246V247H184ZM213 246H214V243H213ZM7 247V246H6ZM47 247V246H46ZM49 247V246H48ZM164 247H165V245H164ZM167 247V246H166ZM206 247H207V245H206ZM229 247H231V246H229ZM244 247H246V246H244ZM17 248V247H16ZM23 248V247H22ZM35 248V247H34ZM34 248H32V249H34ZM43 248V247H42ZM82 248V247H81ZM98 248H101L100 246L98 247ZM154 248V247H153ZM156 248V247H155ZM170 248V247H169ZM176 248V247H175ZM205 248V247H204ZM208 248V247H207ZM214 248V247H213ZM233 248V247H232ZM256 248V247H255ZM21 249V248H20ZM19 249V250H20ZM27 249V248H26ZM78 249V248H77ZM117 249V248H116ZM116 249H115V251H116ZM165 249H167V248H165ZM180 249V248H179ZM200 249V248H199ZM209 249H210V247H209ZM257 249V248H256ZM264 249V248H263ZM3 250H4V248H3ZM18 250V249H17ZM91 250V249H90ZM94 250H95V248H94ZM110 250V249H109ZM143 250V249H142ZM161 250V249H160ZM173 250H174V248H173ZM189 250V249H188ZM205 250H206V248H205ZM255 250V249H254ZM253 250V251H254ZM6 251V250H5ZM37 251V250H36ZM44 251V250H43ZM64 251V244H62L61 245V247L59 248V253H58V258L57 259H60L61 258V256H62V254L63 253H65V252H63ZM170 251H172V250H170ZM175 251H176V249H175ZM215 251V250H214ZM25 252H26V250H25ZM68 252V251H67ZM111 252H112V250H111ZM164 252V251H163ZM190 252V251H189ZM213 252V251H212ZM218 252V251H217ZM216 252V253H217ZM3 253V252H2ZM31 253V252H30ZM165 253V252H164ZM176 254H177V252H175ZM179 253V252H178ZM220 253V252H219ZM218 253V254H219ZM253 253V252H252ZM94 254V253H93ZM160 254V253H159ZM180 254V253H179ZM1 255H3V254H0V256ZM41 255V254H40ZM39 255V256H40ZM147 257H148V255L147 254H145ZM168 255V254H167ZM173 255V254H172ZM181 255V254H180ZM9 256V255H8ZM23 256V255H22ZM32 256V255H31ZM44 256V255H43ZM211 256V255H210ZM215 256V255H214ZM18 257V256H17ZM87 257V256H86ZM100 257V256H99ZM146 257V258H147ZM176 257V256H175ZM186 257V256H185ZM218 257V256H217ZM6 258V257H5ZM43 258H45V257H43ZM43 258H42V260H43ZM48 258V257H47ZM144 259V257H141V259ZM174 258V257H173ZM215 258V257H214ZM262 258V257H261ZM28 259V258H27ZM30 259V258H29ZM35 259V258H34ZM66 259V258H65ZM107 259V258H106ZM109 259V258H108ZM160 261H162V259H160V258H158ZM163 259H164V257H163ZM167 260H168V258H166ZM178 259H180V258H178ZM185 259V258H184ZM190 259V260H191ZM223 259V258H222ZM255 259V258H254ZM67 260V259H66ZM76 260V259H75ZM111 260V259H110ZM155 260V259H154ZM174 260V259H173ZM189 260V259H188ZM191 260V261H192ZM21 261V260H20ZM35 261V260H34ZM71 261V260H70ZM102 261V260H101ZM147 261H149V260H147ZM211 261V260H210ZM213 261H215V260H213ZM220 261L221 260H219V263H220ZM223 261V260H222ZM11 262V261H10ZM22 262V261H21ZM39 262V261H38ZM42 262V261H41ZM50 262V261H49ZM56 262V261H55ZM103 262V261H102ZM141 262V261H140ZM155 262V261H154ZM169 262V261H168ZM12 263V262H11ZM40 263V262H39ZM169 263H171V261L169 262ZM217 264H219L218 263V261L216 262ZM252 263V262H251ZM1 264H5V263H1ZM21 264V263H20ZM23 264H24V262H23ZM117 264V263H116ZM145 264H147V263H145ZM157 264V263H156ZM163 264V263H162ZM177 264H179V263H177ZM211 264H215V263H211ZM255 264H264V259H260V260H257L256 262H255Z\"/></svg>",
    "mask_w": 264,
    "mask_h": 264
}]
</instances>
